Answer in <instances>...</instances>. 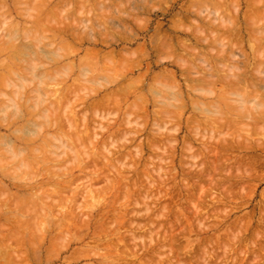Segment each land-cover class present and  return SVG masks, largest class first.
<instances>
[{"label": "rangeland", "instance_id": "1", "mask_svg": "<svg viewBox=\"0 0 264 264\" xmlns=\"http://www.w3.org/2000/svg\"><path fill=\"white\" fill-rule=\"evenodd\" d=\"M2 1H1L0 6L3 5L4 3L7 6V7L5 6L6 8H3L4 7L3 6L2 7L3 10H7V8H9L8 10L12 11V13L9 11L10 15L5 14V16H6V18H5L4 16L1 17V15L4 14L3 12H1L2 14H0V17L3 20L5 18L4 21L7 22L6 24H8V23L9 24L7 26H4V25H6V24H4L2 26L3 29H1V25L4 23V21H1L2 19H0V23H1L0 34H4V33H1L3 31H5L4 29H6V31L12 30V25L15 24L16 22L19 23L20 27H22L25 23H26L25 25H29V26H26L29 28L33 25L36 26L37 23L35 20H37V18H38V22H39L40 18L46 17V16L48 17L47 20H46V18H44V19L42 18L43 21L40 19L42 21V23H41V21L39 22L42 25H43V22L46 23V26L43 25V27L44 26L46 27L45 28L46 31L49 30V27L52 25V23H53V27L51 26V28H55L56 25L58 28L60 26L62 28H65L66 26L64 27L62 25L64 23L69 24V22L72 21L71 22L72 27L71 26H69V27H71L72 30H74V32H70V33L78 34V32L80 31L79 34H81V33L86 34L88 32L95 40L101 41L102 45H99L98 48L101 46L102 51L101 50L100 51L104 52V54H106V52H108V54H112L114 52V54H115V52H116V54H115V56H116L118 54L117 52H119L118 50L122 49V47L124 48L127 46V48H129L128 52L131 54L130 55L127 54L126 56L129 55L131 61L134 57L135 58L138 57L136 60L140 59V61H139L140 63L138 61H135V60L131 62L129 57L125 56L127 59H129L127 61V63L129 61H130V63H128V64H135L138 62L139 65L142 64L141 65L142 67H144L145 59H147V58H145V57H147L146 55L148 53V48H147L148 43L147 42H148L150 35L153 33V28L155 27V25H158V24L162 25L163 24L162 26H164V28H166L167 26L171 27V25H172V27L176 28V30L179 33L181 32L180 38L182 41L185 39V41H187V42L184 41L186 44L191 41L190 45L187 44V46H188L187 49H189V46L191 48H193L194 45H195V47L198 45V42L195 44V42H194L195 40L192 39L191 36H192V33L194 32L193 35L196 37H194V36H192V37L198 39L197 36L199 37V35L197 34L196 31L202 25V23H203V25L206 23L208 24L207 20L211 21L212 19H215L217 22V23H214L215 27L213 26V28L215 29L216 27H219L217 24H219L218 22L221 21L220 17L222 19L223 18L228 19V17L231 14V16H230L231 18L229 17L230 20L228 19L229 21L227 23L232 21L233 25H236L237 28L236 27L233 28V26H232V28H229V27L228 28L230 30L232 29V31L235 30L233 32L237 33L238 37L240 38L239 39L237 37V35H235V33H232V32H230V30H227L228 32H230V34L232 33L231 37L236 36V38H237V39H235V37H234V42L231 43L232 42V40H231L229 45L236 43V41L239 39L236 44H238L240 47H238V45L236 46V44H234L235 46H233V47H236L235 48V52H236L235 55H237L238 57L237 56H235V57L238 60V62L235 59H233L232 61H235V63L237 62L239 64L240 63L244 64L241 67L242 70H244V68L246 70L247 67H249V69H247V71L245 73L247 75V77H246V75L243 76L242 73H244V72L242 70H241L242 73L240 71H234V70L239 69V67L234 66L235 64H232V63L230 64L229 62L231 60L227 59L229 62H225V65H227V66H228V64H230L231 66L233 65V67H234L233 69H230L229 67L226 68V66L223 65L224 61L226 59L225 60H221V59L218 60L222 56L219 58L214 56V54H213L214 51H216L217 49L219 50L220 46L226 45V44H223V43H225L223 40H225L224 36L228 35V32H226V30L225 31L223 30L224 34L222 33L220 35V32H219L220 29L218 31V28L216 29L219 32L218 36L223 35V37H224V39L222 37L223 40L220 38L221 42L223 41L222 44L218 45L217 49L215 48V50H214L213 48L209 47L210 44H209V46H206V43H208L209 41L204 43V45L206 47L212 49V50L209 49L212 57L209 56V54H208L209 52L207 51L206 47L203 45L202 41H199L202 43V47H201V44L197 46L199 48V51L197 52L198 56L202 57L201 55L203 54V56L205 55V57H206V55H207L209 57L207 59L205 57H204V59L202 58V61H205V63L203 64V66L200 64L201 65L200 68L203 67V69H201V71L199 69L198 70L200 72H202V70H204V68L206 67L204 72L207 73V72H209L208 69H210L213 75L217 74L221 71V73H219L220 75L217 74L218 76H220V79L222 78L221 76H225L228 73L230 75L231 73L227 72V71L231 70L232 74L229 76L230 79L228 78V75H227V77L225 76L227 79L231 80V78H232L231 76L236 75V74L239 77L243 76V77L248 79L249 76H253L255 74L257 76L258 73H260V71L259 72L255 71L253 73V71H254L253 69L257 68L254 65V63L255 64L259 63V61H261V60H263V62H260V63L261 64L264 63V41H261L262 39H264V37H262V39H261L260 35H258V36H257V34L255 35V33H254L255 31L253 33H251L252 30H256V33L260 29L264 30V24H263L264 23V7H262V9H261V5L264 6L262 4L264 2L263 0L253 1L254 4L252 3V9H250V8L247 9L246 5L249 6L248 3L250 2V1L248 2L247 0H238V2H236L237 0H233V1L227 0L228 3L226 0L224 1L225 3L222 2L223 0H212L213 2H209L210 0L209 1L208 0H142V3L148 2V4L144 3L147 5L146 6L147 8L152 7V5L155 8H157V9L148 8L147 13H146V9L143 10L144 8H146L144 6V4H143L144 7H142L143 9H139V6L141 8V5H142L141 0H100V1H104V3L101 2V4H103V5L106 4V6H108V9L109 8L112 9V10L111 9H109V10L116 12V13L111 12L110 13L111 16L109 15L108 11H106V12H108V14L106 12H105V14L103 13V11H105L106 9L102 10L103 8H101L102 12L100 9H97V8H100L103 6V5H100V1H98V0H89V1L82 0V2H81V0L80 1L79 0H67V1L63 0V2H62V0H55L56 2L53 0L50 2V4L48 3L47 6L41 5V3L43 4L42 0H37V1L25 0V2H24L25 4L22 3V5L19 4V6L16 5L17 3L12 4L13 2L11 1L12 2L11 3L9 0H6V1L2 0ZM23 1H21V2H23ZM85 1H86V3H85ZM205 1H206L207 6L205 4ZM216 1H217V3H216ZM219 1H221L222 3L220 2V4H219ZM246 1L248 2L247 4H246ZM26 2H29V3L27 4ZM34 2H37V4H36L37 8H35L36 11L38 9V4H39L40 5L39 9L43 10L42 12H40L38 14H37V12H34L35 9H33V8L36 7L33 4ZM46 2H48V1L46 0L44 2L45 5H46ZM87 2L90 4L88 5ZM98 2H99V4H98ZM109 2H111V3H109ZM231 2H232V5H231ZM51 3L54 5H52ZM59 3H61V4L57 5ZM108 3L110 5L117 6L118 9L120 8L121 9V11L119 9L120 13L118 12V9L116 10L114 8L115 9L114 10L112 7L109 6ZM112 3H115V4L118 3L119 5L118 4L115 5ZM149 3L151 6L149 5ZM11 4L13 6H11ZM26 4L29 5L27 7L28 9L26 7H23ZM97 4L100 7L96 8ZM215 4H218L220 6L223 5V7H220L217 5L215 6ZM225 4H228V5L226 6ZM82 5H84V6H82ZM236 5L237 6L239 5V6L237 7ZM250 5H251V3H250ZM31 6H33V7L31 8ZM41 6H44L48 9L50 8V10H48L46 8L44 10V8H42ZM58 6L61 7V9H60L61 11L58 9V8H60ZM188 6H190V7H188ZM204 6H206V7H204ZM233 6H234V8H233ZM14 7L17 9V11L16 10L14 11ZM17 7H20V8H17ZM53 7H55L54 11H52ZM56 7H58V8L56 9ZM187 7H188V10L190 8H192V9H190V11H192V13L190 11H188L189 13L186 12ZM198 7L201 8L202 10L201 9L199 10ZM202 7H204V8H202ZM226 7H227V9H226ZM249 7H251V6H249ZM2 8H0V9L2 10ZM194 8H195V11H194ZM196 8H198V9H196ZM253 8H255V9H253ZM39 9H38V11H40ZM83 9H84V11H82ZM203 9H206V10L208 9V10L207 11L205 10L206 11L205 12ZM224 9L227 10V12H224L225 11ZM234 9H236V10L234 11ZM19 10H21V11H19ZM47 10L49 12H47ZM142 10L145 12L144 14H143ZM163 10L165 12H163ZM252 10L253 11L255 10V12H252ZM196 11H197V13L194 15V13ZM237 11H238V14H237ZM4 12L6 13V11H4ZM122 12H123V14H121ZM148 12H149V14H148ZM185 12L190 16H188V15L185 16L186 15ZM222 12H224V13H222ZM35 13L37 14V16H39V17L36 16L37 17L36 19L34 18ZM48 13H49V15H48ZM117 13H119V16L117 15ZM199 13H200V17L198 15ZM206 13H211V14H208L209 15L208 16ZM251 13L252 14L254 13V15H252ZM26 14H29V17ZM41 14H44V15L42 16ZM102 14H104V16H106V18H108V20L103 19V17L98 18V16H102ZM129 14H130V17H129ZM204 14L207 15L208 17L205 16ZM233 14H234V16H233ZM30 15L33 16L34 19ZM107 15H109V16H107ZM121 15L124 16L123 18H125L126 20L123 19ZM245 15H247V16L245 17ZM7 16H9V17H7ZM50 16H51V18H50ZM114 16H115V18H116V16H118L119 21H118V19L112 18ZM139 16L141 18H139ZM176 16H178V17L176 18ZM203 16L205 17L206 20L204 18H202ZM235 16H238V17H235ZM249 16L250 17L253 16L252 21L249 20V18H248ZM10 17L11 18L14 17V18L11 20ZM30 17H31V19H30ZM131 17H134V20L133 19H131V21L127 20L128 18L130 19ZM137 17L139 19H141V21H142L141 23H140L139 19H138V22L135 21V19H137ZM146 17H148V18H146ZM186 17H187V21H184V20H186ZM55 18H57V19H55ZM97 18H98V20H97ZM100 18H101V21H100ZM7 19H9V21ZM32 19L34 20L35 24H32V23H34ZM60 19H61V21H60ZM63 19L64 20L66 19V20L64 21ZM113 19H114V21H112ZM149 19H150V21H149ZM172 19H175V20H172ZM178 19H179V21H178ZM200 19H202V20H200ZM227 19H225V20L227 21ZM53 20L54 21L57 20L58 22L56 23ZM62 20L64 21V23ZM132 20H133V22H132ZM59 21H60V24H59ZM66 21H69V22H66ZM124 21L125 22L128 21L127 23H129L130 25L127 23L125 25L131 26V27L127 26L128 28H130L131 31H129L128 28H126L125 26L124 27L126 28V31H124V29H122V28H124L122 26V22H124ZM134 21H135V23H134ZM182 21L185 23H183ZM210 21H209V24H211ZM76 22L79 26H77L75 24ZM85 22H87V23H85ZM98 22L103 23L107 27L104 26L103 24H101V25L99 24V26H101L103 28V30L100 29L101 27L97 26ZM112 22L114 23L115 27L112 24ZM120 22H121V24H119ZM136 22L138 24H140L141 26L145 23H147V24L149 23L148 27H150V28H148L146 32L140 34L138 27H136V24H137ZM234 22H236V24ZM72 23H74L75 25L74 24L72 25ZM200 23H201V25H200ZM222 23H223V20H222ZM224 23H226V22H224ZM80 24L82 26H84L85 28L84 27L81 28ZM147 24L145 25L146 27H147ZM237 24H239V25H237ZM250 24H252V27L254 26L256 28L253 29ZM48 25H50V26H48ZM58 25H60V26H58ZM86 25L88 27H86ZM140 25H137V26H140ZM149 25H151V26H149ZM177 25H180V26L177 27ZM198 25H200V26H198ZM228 25H230V24H228ZM244 25L246 26L247 31L248 30L250 31V32L248 31L249 35L247 34V31L245 30L246 28L244 27ZM35 26H33L34 29L32 27H31V29L38 31L39 33L41 32L43 34V32L41 31L42 28L38 27L39 24H38V26H36V27ZM117 26H118V28H117ZM57 27H56V29H57ZM69 27L67 28L68 32L71 30V28L69 29ZM76 27H77V30H76ZM142 27H144V26H142ZM248 27L250 29H248ZM79 29H81V30H79ZM82 29H83V31H82ZM224 29H227V26ZM89 30L92 32H89ZM236 30H237V32H236ZM239 30H240V32H238ZM75 31H76V33H75ZM123 31H124V33H123ZM184 31L186 34L184 33ZM190 31H191V33H190ZM94 32H95V34H93ZM127 33H129L130 35L132 33V36L134 35V36H138V37L137 38L135 37L136 39L135 38L133 39L132 36L127 37V35L130 36ZM258 33H260V32H258ZM124 34H126L125 36L128 39L132 38V39H130V40H132L131 41L132 44L130 42H127V44H125L126 40L125 41L122 40V38L123 39L125 38ZM188 34H190V35H188ZM106 35H107V37H106ZM122 35H123V37H122ZM253 35L255 36V38ZM109 36H111V37H109ZM200 36L202 37L203 34H200ZM262 36H264V35H262ZM99 37L103 40H101ZM206 37H209V38H207V40L208 39L211 40L210 35L209 36L206 35ZM256 37L260 38L261 40L259 41V39H257V41H256ZM0 38H2V36ZM108 38H111V39H108ZM157 38H159V40ZM188 38L189 39L191 38L189 42H188V40H189ZM63 39L66 41H69V44H68L69 46H66L67 45V43H66V45L63 44V47L66 50L68 49V51L70 50L71 52L70 51L67 52L63 47L62 48L68 54L71 53V54H69L70 56L72 54L73 55L71 56V59L68 58V59L61 60V62H62L61 65H65L67 62H71V60L76 58L75 62H74L76 67H74L71 74H70V72L69 73L66 72L67 74L65 73L64 75H62L63 77L62 76H61V78L58 77L59 78L58 79V85H59L58 87H59V89H61V91H62V89H64L63 91H65V88H67V87L69 88L70 85H71V88L74 87V89H72L73 92L66 94L65 100H64V97L62 96L63 91L61 92L58 89L59 92L61 93V94L58 93V95H61L60 97H63L62 98L63 102L61 103L63 108H61L60 111L55 113V114L58 113V115H55V117L57 116V120H54V121H56L55 124L60 129L65 128L64 131L61 129L60 133H62V132L66 133V131L68 130V126H67L68 123L67 122L70 123V121H68V119H69L70 115H73L74 119L72 118L71 120H73V122H74L73 125H75V124L76 125H75V127H72V129H74V128H76V129H74L72 131H74V132L77 131L76 133H78V130L80 131V129H81L82 132L80 131L79 132L80 134H78V136L83 141L85 139L87 140L88 136L91 138H88L87 141L86 140L84 141V144L86 142L88 143V144L87 143L85 144L87 146H85L84 149L82 148V147H84L83 145H80V146H82V147H80V146H78L79 144L77 142L74 143V146H73V149H75L74 150V156L71 155L73 153L69 154L70 152L67 151L66 154L65 153L62 154L64 156H62L60 154V156H61L60 161H59V159H57L58 161L55 159V161L53 163L49 162L47 164V167H44V166H46V164H45L43 166V168L44 169H46V168L50 169L49 172L47 171V169L44 171V169L42 170L41 168H37L38 172H41L44 177L46 176L45 180L43 179L44 181L48 180V176H49V179H52V180H50V181H52V183L49 182L48 184H46L43 187V189H40V193L37 190H36L37 192L35 191V193H34V190L33 191L26 190L27 192H22L21 190L17 191V189L11 188V187L18 186L19 184L23 185V183L20 181L22 180V178L25 179V177H27V175L25 176L23 174L22 175L20 174L22 176V178H20L21 180L19 178L16 179V177H18V173L22 172L21 170L27 171L28 169L25 170V169L20 168L21 170L19 169L17 171L16 175L13 173L10 174L11 172L10 173L8 172V173H6V176H8L7 178H5L3 176L1 177V175H0V177L2 178V179L1 178L0 179L3 181V182H1V180H0V186L2 187V185H3V187H2L3 189L0 188L1 190H3V192L0 190L1 191L0 192V199L5 198V199H3L5 201H0V202H2V203H0V206H1V204H2V207H3V205H6V207L4 206L2 208L4 211L0 210V212L3 211L2 213H0V217L2 216L1 217L2 219L0 218V223L2 222L0 224V227H1L0 231L2 230L0 232V235H2L3 239H5V238L10 239V237L14 236V234H12L13 230L15 231V228H16L14 225L17 226V224H18L19 226L17 227V230H16V231H18V233L15 231V235L18 234L20 236V238H21V236L23 238V239L21 238V241L19 242L20 246H19V244L15 245L14 243L15 242L17 243V241L14 242V241H12V238H11L10 241H12V244H13V245L10 244L11 248L15 249V250H10L11 253L13 251V256H11L9 254V251H8L10 249V246H9V249L8 248L4 249L5 247L2 249L1 247H3V245L0 246V248H1L0 251L3 250V252H4V250L5 251L7 250V254H8L7 255L6 252H4L8 256V257H4L5 255H3L1 253L2 251L0 252L1 253L0 254V256H1L0 257V264H10V263L16 264V261L18 262L20 259L25 257V254L26 255L28 254L27 255L28 257L27 258L25 257V260L27 263L23 259L22 260L23 263L21 262V264H25V263L26 264H65L67 262L70 264H95V262L93 260L82 259L83 257L81 255V253L85 252V254H86V252H88V251H89V253L95 252V254H97V252H98L100 255L98 256V254H97V255H95V257L97 256L98 259L101 258L103 261L107 262V264H113L112 260L113 261L115 260V264H152V263L156 264V262L158 264H167V262H168V264H176V263L177 264H193V263L197 264V262H198V264H206V263L207 264H215L216 262H217L216 264H236V263L237 264H257V262H258V264H264V151L262 149V146L264 147V125L261 126L262 123H261V125L257 124L259 119H260L259 121L261 122L262 118H259V117H262V116H260V114L258 112L255 114L253 113L258 108V106H257L255 108V110L253 109V107L256 106L255 105L256 103H254L255 101L249 102L250 105L253 103L252 107H250V108L243 107V106H241V104L237 106L236 103H238V102L232 101V100H235L234 98H237V95H239V94L241 95L242 92L239 93L237 90L240 89V91H241L240 87L242 85H240V87L236 86V88H238V89L237 90L235 89L237 91V94H235V92H234V94L236 96L235 97L233 92L229 91L230 90L229 88H226V87L224 88V86H223L224 84L219 83L215 87L217 89L216 90L213 89L215 91V93L213 94L214 96H213L210 94L213 91L210 93L209 92H207V93L206 92H190L188 89H186V88H188L187 86H189V83L191 80V78H190L191 75L189 76L190 80H187V79L183 80V78L177 77V79L179 78L181 80L176 79V85L180 84L179 85V86H181L180 90L182 89L181 91L183 92L184 96H186L187 93H190V95H187L186 97H184V100L182 99L186 103L188 100V103H187L188 106L185 104L186 105L185 108L183 110L180 109L181 111H178V109H177L178 108L177 106L180 105V102L175 103L174 107H172V106L168 107V106H165V104L162 103L163 102L162 99H159V98L154 99L155 102L154 101L153 102L155 103V105H153V104L149 105L145 109V111H143V110L141 111V110L134 108V106L129 107L127 105H125L121 108L120 107L118 108V106L116 107V106H112V105H111L112 106L111 107L109 105V107H106V110H105V108H103V107L99 106V108H98V105L96 106L95 104H92L93 99L96 96H97L96 98H98L99 94H104L105 92L108 91V89L109 90L112 89L113 86L111 87V85H113V84L111 83V85L110 84L107 85L108 84L107 82L105 84V82L98 81V82L104 84L107 87V89H106V91L104 90L105 92L103 91L97 95L96 94L94 95L93 91H94V89L99 87L98 86L99 83L98 84L96 83L97 85L96 84L94 85L93 81H91L93 83L92 84L91 82L90 83L87 82L86 79H88V78L94 79L95 76L100 73V71H98V70H95V71L91 70V69H93L92 67H94L97 63L95 60H93V58H91L92 56L90 58L96 64L93 61H91L89 63L93 66H91L88 63V61H84V63H83L80 60V58H83L82 56L85 55L84 51H86L87 49L92 47V44H91L92 42L88 41L89 43H85L81 48H79L78 45H72L73 43L71 44L70 40L68 38L63 37ZM104 39H105V41H104ZM106 39H107V41H106ZM119 39H121V41ZM160 39H161V35H157L155 37L157 45H161L158 43H160V42L162 43L164 41L163 39H161V40ZM199 39H200V37H199ZM231 39H233V37ZM110 40H111V43L109 42ZM226 40H229V38ZM249 41H250V43H249ZM58 42H56V43L59 45H62ZM105 42L106 43L109 42L110 44L109 43L106 44ZM63 43H65V41H63ZM114 45H115V47H114ZM143 45H145V46H143ZM139 46L141 48H143L141 50L146 51L147 53L143 52V54L140 55V53H142V51H140ZM252 46H254L253 48H255V49L252 50V48H251ZM256 46H257V48H256ZM137 47L139 49H135ZM197 47H196V49L198 50ZM225 47L223 48V46H222L223 49L221 48L222 50L220 49L219 51H221V52L223 50L225 51ZM227 47L230 48V47H232V45L227 46ZM77 48H78V50L81 49V51H77L76 50ZM113 48H115V49H113ZM194 48H193V50H190V52H189L192 55H193L194 51H197V50H194ZM240 48H242L244 50H242ZM110 49L112 51L113 50L114 51L110 53L109 52ZM157 49H159V47ZM161 49L162 48L160 47V49L158 50L159 52L161 51L160 52L161 54H159L161 57H158L159 55L156 54L157 56L156 57L154 56V59H153V60H156L158 58V60H156L158 62H159V60H162V62H159V66L157 67L158 69H156V68L154 69V73L157 74L156 81H163L164 78H166L165 75H167L168 76L167 78H169L170 76L168 74H169L170 70H171V73L173 74V72L176 71L177 64H179V62H180V66L182 67V66H184L183 63L186 62V64H188L192 58V57L190 58L189 56H187V52H184L183 50H180V51L178 50L179 53H177V54L173 52L175 55H173V53H171L168 50L169 53L172 54V56H171V54L169 55L167 50H161ZM132 50H134L136 52H133ZM236 50H238L240 54L237 53L238 51H236ZM162 51H163V53H162ZM212 51H213V53H211ZM243 51L245 52L246 55L244 54ZM256 51H258V52H256ZM126 52H127V50H126ZM156 52H157V50H156ZM159 52H157V53H159ZM201 52H203V53H201ZM204 52H206V54H204ZM216 52H218V51H216ZM62 53L65 54L64 52H62ZM121 53H122V55H124L123 52H121ZM121 53L119 52L120 56H121ZM133 53L134 54L138 53L139 56H138V54L137 55L135 54L136 56L132 55ZM254 53H256V54H254ZM259 53H261L262 57ZM178 54H179V56L181 55V57L182 56L183 57H182V59L180 58V60H177L178 62L176 61L175 63H177V64H175L172 59H174V57H177L176 59H179V56H176ZM191 54H188V55L191 56ZM218 54H219V52H218ZM257 54H258V56H257ZM119 55H118V57H119V59H121L122 56L120 57ZM194 55H195V53H194ZM22 56L23 55L18 57L20 62L18 61L17 58H14V60H13V57H12V59H10L11 62H9L8 61L9 59H7V58H6V61L11 63L13 70L19 71V69H22V68L24 69V66L26 65L25 64L26 62H24V61L27 60V55L23 56V57H26V60L25 59L21 60L20 57H22ZM109 56H113V54L109 55ZM169 56H171V57H169ZM217 56H219V55H217ZM248 56H249V58H248ZM259 56H260V58H259ZM46 57L44 59H45V62L48 64L50 61H48V58H46ZM116 57H115L116 63L115 62H114V64L112 63L113 66H115V65L117 66V64L119 63V59H118V57L117 58ZM125 57H124V59H125ZM188 57H189V61H188ZM210 57L212 59H209ZM84 58L87 60V58L89 59V56H87V57L84 56ZM159 58H162V59H159ZM4 59H5V56L1 55L0 56V65H4V64L6 65V62ZM46 59H47V61H46ZM78 59H79V61H78ZM91 59H89V61ZM216 59H217V62H216ZM166 60H167V62H166ZM170 60H172L173 62ZM182 60H184L185 62L184 61L181 62ZM211 60H212V62H211ZM241 60L242 61L247 60V61H245V63H243L244 61L242 62ZM1 61H3V62H1ZM112 61H114V60H112ZM112 61L109 62V60H108L107 62L109 64H111ZM222 61H223V63H222ZM14 62H16V64H14ZM121 62L119 64H125V62H123V63H121ZM170 62L174 63L175 67L165 68V66L160 65V63L166 64V63H170ZM208 62H211V66ZM196 63H198V62L196 61ZM207 63H208V65H206ZM251 63L254 66L253 69L250 68V66H248L249 64L251 65ZM21 64H25V65L21 66ZM105 64H106V62H105ZM5 65L2 68L6 67ZM160 66H162V67L160 68ZM15 67H17V68H15ZM83 67H84V69L89 67L88 71L89 70H90L89 72L92 71L91 74L92 73L93 74L91 75L90 73L88 74V72H87L86 77H88V78H86V77L83 78V76L81 77L80 75H81V73H83L81 71V69L83 70ZM101 67H102V65H101ZM103 67H105V66L103 65ZM135 67L136 66H134L133 68H135ZM142 67L137 66L136 69L132 68L131 70H134L133 74L134 73L135 74L134 75L132 74L131 78H133V79L140 78L139 76H141V74H143V72H144V69ZM211 67L213 68V70ZM215 67H216V70H215ZM223 67L226 69H224ZM235 67H236V69H235ZM0 68H1V66H0ZM2 68L0 69V73L1 74L4 73V76L7 75L6 78H8V75H9L8 72L9 71H3ZM79 68H80V72H79ZM258 68H260V67H258ZM160 69H162V70H160ZM163 69H167L168 72L165 71L166 73L164 74ZM250 69L253 70L252 71L253 74H251V72L248 73L249 71H251ZM255 70H259V69H255ZM161 71L163 72L164 76H162ZM225 71H226V73H225ZM204 72H202V73L205 76ZM211 72H209V73H211ZM213 72H215V73H213ZM239 72L241 73V75ZM202 73L199 75L202 76ZM121 74L122 73L117 74V76H119V79L121 78V81L118 79H117V81L122 82L123 78L120 77ZM172 74H171V76H172ZM262 74H264V73H262ZM192 75H194V74H192ZM217 75H215V76H217ZM2 76H3V74H2ZM4 76L3 77L0 76V83H1L0 87L1 86L5 87L4 83L6 81V78H4ZM11 76H12V74H11ZM11 76H9V81H15L17 83V81L15 80V79H17L16 76L14 74H13L14 78ZM195 76L198 77L197 74ZM162 77H163V79H162ZM253 77H255V76H253ZM226 78L224 80H227ZM258 78H252V79L255 80ZM142 79H143V77H142ZM88 80L90 81V79H88ZM80 81H81V83H80ZM146 81H148V80H146V79H144V81L142 80L143 83H146ZM59 82H61V83L63 82V83L59 84ZM262 82H264V81L260 80V82H258V80H257L256 83L258 84V83H262ZM262 84H258V85L262 86L261 90H260V88L258 89L260 91L261 98L258 95L257 97H259V99L256 98L255 100L260 101L261 99L264 98V97L262 98V96H264V94H263V91H264L263 86L264 85H262ZM156 85H158V84H156ZM103 86H100V88H102ZM115 86H116V84L114 85V87ZM3 87H1L2 89L0 88L1 92H5V93H9V94L11 93L10 88H8V90H5V88H3ZM55 87H56V85H55ZM58 87H56V88H58ZM94 87H96V88H94ZM109 87H111V88H109ZM220 87L223 88V91L225 89L226 90L229 89L228 90L229 93L227 92V94L224 95V97L222 96V98H226L224 100L222 98H218V96H221L220 94H222V92H223ZM91 89H93V90L91 91ZM27 90H28V88H27ZM52 90H53V88L51 89V91ZM183 90L187 93H184ZM226 90L224 91V93L226 92ZM249 90L251 91L250 88H247L246 91L248 92ZM110 91H112V90H110ZM110 91H108L107 93H109ZM261 91H262L263 95L261 94ZM140 93H139V95H140ZM142 93H144V92H142ZM142 93H141V95H142ZM230 93H231V97L233 95V97H232L233 99L231 97H229ZM87 94L90 95L91 97L88 96L86 98ZM193 95H195L194 97L199 98L201 96L202 98H200V99L195 98V100H194ZM93 96H95V97H93ZM143 96H146L148 101L150 100L147 97L146 93ZM216 96H217V98H216ZM185 98H187V100ZM60 99H59V101H60ZM82 99H84V100L88 99L87 101H89L88 103L92 107H90L89 104H88L89 107H87V106L84 107L82 105V101H81ZM133 99L134 98H132V99L130 98L128 101V104L131 103V101H133ZM214 99H215V101H214ZM218 99H220V100H218ZM53 100H55V99H53ZM205 100H207V101H205ZM219 101H222V102L225 101L224 105L221 102L218 103ZM263 101H264V99H263ZM204 102H206V104ZM64 103L69 108L64 109V107H65ZM193 103H196V104H193ZM207 103H208V105H207ZM71 104L73 105L74 111L71 110V108H72ZM77 106L78 107L81 106V108H78ZM82 106L84 108H82ZM93 106H96V107L93 108ZM224 106H226V107L224 108ZM127 107H129V108H127ZM263 107L264 106H262V108ZM123 108H125V109H123ZM142 108H143V105H142ZM232 108L234 109V111H231ZM237 108L240 110H238ZM241 108H243V109H241ZM246 108H248V109H246ZM85 109H87V110H85ZM235 109H237V110L235 111ZM252 109L254 110L253 112H251ZM259 109L260 108H258L257 110L259 111ZM62 110L66 111L65 113H68V114H66L68 118L65 117V114H62L63 113ZM227 110L231 111V113L232 112H234V113L231 114ZM92 111L94 113H92ZM137 111H138V113H137ZM72 112H73V114H71ZM209 112H211V114H208ZM246 112L247 113L251 112V114H253V115L258 114V117L254 116L255 117L254 118V117H252L251 114L247 115ZM128 113L130 115H127ZM81 114H83V115H81ZM235 114L238 115V118H237V115H235ZM241 114H244V115H241ZM124 115L127 117H125ZM239 115L243 116V117L245 115L246 116L244 118L240 117L241 118L240 119ZM65 118L67 119V122L63 123L65 121L63 119H65ZM83 118H84V120H83ZM251 118L256 119V121L251 119ZM125 120H127V121H125ZM223 120L224 121L226 120V121L224 122ZM262 121L264 123V119H262ZM59 125H61V126H59ZM257 126H259V127H257ZM24 131H25L24 133H20V135H21L20 137H23V138L26 137L25 138L26 140H27V138L31 139V138L37 136L36 134H37V132H39L38 129L32 130V128H30L31 132L36 131L30 135L29 130L28 131L24 130ZM3 132H5V131H3ZM51 132H53V131L51 130ZM93 132L96 135L92 134ZM34 134H35V136H32ZM39 134H42V133L40 132ZM81 148L83 149V151H81L82 150ZM85 149H86V151H85L86 155L89 153V155L91 154L90 156L88 155L87 157H85V155L83 154ZM76 150H77V153L75 152ZM61 151H63V150L60 149V151H58V152L61 153ZM78 152H80V153H78ZM38 155H39V153H38ZM69 155H70V157H69ZM31 156H32V154H31ZM34 156H35V154H34ZM36 156H37V154H36ZM40 156L42 157L41 154H40ZM76 156L80 159V160L79 159L77 160L78 162L74 161V159H73V158H76ZM41 157L38 156L36 158H33V159L31 158V159L32 160L37 159L40 161ZM88 157H90V158H88ZM69 158H71V159H69ZM31 159L29 160L30 166L34 168V166H36L34 163H37L38 161L35 160L34 163H32L33 161ZM2 163H4V162H2ZM6 163H11V162L8 161ZM6 163H4L5 167H3L5 169V172H7L6 169H9L11 167V165L13 164V163H11V165H8ZM58 163H60V164H58ZM13 165L16 166L15 164H13ZM63 165H64V167H62ZM0 166H1V164H0ZM8 166H10V167L8 168ZM14 166H12V167L16 169L17 166L16 167H14ZM37 166H38V164H37ZM72 166L73 167L75 166V168L74 169L71 168ZM36 167L34 168V170L36 169ZM51 167H52V169H51ZM85 167H86L85 170L84 169L81 170V168H85ZM3 168L2 169L0 168L1 169L0 171H2V170L4 171ZM55 168H58V169H55ZM62 168H65V169H62ZM69 168L73 169V170H70ZM10 169H12V168H10ZM12 170H10V171H12ZM52 170H53L54 174H53ZM65 170L67 173L66 172L64 173ZM24 171H23V173H24ZM29 171H27L28 175L30 172L32 173L33 170H31L30 172ZM43 171H44L45 175H44ZM46 171L48 172V175L46 174ZM59 171H61V172H59ZM51 172H52V174H50ZM58 173L61 175H64L67 178H64V176H63V178L57 179L58 177L56 178V176H58ZM33 174L36 175L37 171H36V173L35 172L32 173L31 177H35V176H32ZM49 174L53 175V176H50ZM12 175H13V177H15V179L11 177ZM29 176L25 180H28ZM32 179H34V178H32ZM14 181H16V183H18V185L15 184L16 186H13L15 183ZM60 181H64V182L67 181L66 182V188L63 189L65 192L61 191V194H60V191L58 192V190H56V188H55L58 186L57 182H60ZM12 182H14V183H12ZM27 182H29V181H27ZM30 182H31V179H30ZM5 184L6 185L8 184V185L5 186ZM30 184H32V183H30ZM50 184H51V187H49ZM72 184H73V186H72ZM52 186H55V187H53V189H52ZM8 187H9V189H8ZM13 189H15V190H13ZM54 189H55V191H54ZM13 192L18 194L17 196L21 197V199L24 198L26 202L29 201V198L32 201H34V199H35V201H37V200L39 201V202L38 201L37 202L29 201V203L31 202L30 206L32 204L34 206V207H30L31 208L30 212L32 214L36 213L38 215V217H37L38 219L36 218V216H37L36 214H35L36 216L33 217V215H34L33 214L31 217V215H29L30 212L26 213L28 215L27 216V215H24V213H22L23 209H22V211H20L21 206L18 205L19 203H16L18 201L16 198H18V197L15 198L16 195H14ZM55 192H56V194H55ZM21 193H24V194L21 195ZM33 193H34V195H36L37 193H39V194L37 196L33 197ZM6 194H8V195L6 196ZM12 194L14 195V197H11ZM38 196H40L41 199H40V197H39V199L35 198ZM6 197L7 198L9 197V199H11V202L8 201L9 199L6 200ZM60 197H62V198H60ZM92 197H93V199H92ZM13 199H14V201H13ZM40 200H42L43 202ZM3 202H5V204ZM10 203H14V204L16 203L17 205L15 204L14 208L13 207L10 208L11 207ZM24 203H23L22 208L27 207L26 209H29V207H28L29 203L27 204V206H26V204L24 205ZM8 205L10 207H8ZM12 206H13V204H12ZM53 208H54V210H53ZM5 209L6 210L8 209L7 212H5L6 211ZM11 209H15V210L12 211ZM32 210H34V211L36 210V212H34V211L32 212ZM26 211H28V210H25V212ZM146 211H147V213H146ZM41 212H43V213H41ZM61 212H62V214H61ZM50 213H52V214H50ZM42 214H44V215H42ZM76 215H77V217H76ZM5 217H7L8 220ZM16 217L19 218L22 223L18 219H16ZM55 217L57 218L56 220H54ZM99 218H101V219H99ZM12 219H14V220H12ZM26 220H28L29 223H27ZM113 220H115L114 221L115 223L113 222ZM11 221L13 222V224L15 222V224L13 225ZM24 221H26V222H24ZM54 221H55V224H57V225L52 224V222L54 223ZM63 221H65V222L63 223ZM86 221H89V222H86ZM107 221H110V222H107ZM111 221L113 222V224H112L113 226L109 231H107V228L109 229V227L111 226L110 225L112 223ZM33 222H36V225ZM69 222H71L70 225H69ZM23 223H25V225ZM67 223H68V225H67ZM105 223L107 224L108 227L105 225ZM120 223H121V225H120ZM58 224L62 225V226L60 227ZM8 225H10V226H8ZM23 225L25 227H22ZM37 225H40V226H37ZM50 225H51V227H49ZM65 225H67V226H65ZM3 226L5 227L4 231H3ZM11 226H12V228H9ZM34 226H36V227H34ZM39 227H40V229H39ZM7 228L9 231L7 230ZM24 228H25V231H24ZM68 228H69V230L66 231V229H68ZM60 229L62 230V232ZM64 229L67 232V234L65 233V235L67 236L69 233V235H68L69 237H66L64 235ZM31 230H34L33 233ZM10 231H11V235H13V236L9 237V236H7V234H8V232L10 233ZM27 231H28V233H27ZM50 231H51V233H50ZM6 232H7V234L5 235ZM23 232L24 233L26 232V233L23 234ZM86 233H87V235H86ZM97 233H100L103 237ZM130 233L132 235H135V238ZM28 234L31 237L28 236ZM57 234H58V236H57ZM3 235H5V236H3ZM18 235H16L15 238L20 240V238H18L19 237ZM128 235L131 236V238H132L131 240H130V237ZM63 237H65V238H63ZM61 238H63V239H61ZM66 238L67 239L71 238L72 240L69 239V241H68ZM83 238H84V240H83ZM100 238H104V239H100ZM107 238H111V240H108ZM127 238H128V240H127ZM133 238H134V240H133ZM170 238H171V241H170ZM9 239H7L6 241L8 242ZM152 239H154V240H152ZM0 240H2V239H0ZM38 240H40V241H38ZM44 240H45V242H44ZM4 241H3V243H4ZM22 241H24V243H23L24 245L21 243ZM32 241H34V242H32ZM95 241L96 242L98 241V245L92 246V244L94 245ZM99 241H103V242L101 243ZM7 242L4 243V246L6 244V247H8ZM51 242H52V244H51ZM66 243H67V245H66ZM106 243L108 244V246L111 243V246L108 247L107 245H105ZM134 243H136V244H134ZM147 243H149V244L147 245ZM49 244H51V245H49ZM57 244H59V245H57ZM84 244H86V245H84ZM112 244H114L115 246L118 245V246H116L117 248H114V245L112 246ZM27 245H30V246L32 245V247H28ZM152 245H153V247H152ZM171 245H173L175 250ZM18 246L21 248V250ZM100 246L101 247L103 246V247L101 248ZM147 246L149 247V249ZM163 246H164V248H163ZM171 247L173 248V250ZM177 247H179V248H177ZM34 248H35V250H34ZM64 248H65V250H64ZM122 248H123V250H122ZM125 248H130V249L125 250ZM131 249H132V251L134 250L133 253H132ZM205 249H206V251H205ZM211 249H212V251H210ZM30 250H31V252H30ZM124 250L127 253H125ZM158 250H160V251H158ZM223 250H225V251H223ZM15 251L18 254L17 255L18 258L16 257V254L14 253ZM172 251L173 252L176 251L177 253L179 252L178 254H179L180 258L177 256V254L175 255L176 252H174V254H173ZM23 252L25 254L22 255ZM128 252L130 255L128 254ZM242 252H244V253L242 254ZM89 253H88V255H89ZM104 253H106V254L110 253V254H114V255L109 254L107 257L106 256L104 257V255H103ZM124 253L128 254V256L125 255ZM150 253L151 254L153 253V254L150 255ZM204 253H205V255H204ZM229 253H230V255H229ZM19 254H21V256ZM72 254H74V255H72ZM77 254H79V255H77ZM93 254L94 253H91L90 255H93ZM211 254H213V255H211ZM101 255H103V256L101 257ZM139 255H140V257H139ZM192 255L194 256V258ZM214 255L216 256V258H214L215 257ZM14 256L17 258V260L15 259ZM226 256H227V258H226ZM3 257L6 259L3 260L4 259ZM80 257H82V258H80ZM173 257H175V258H173ZM205 257H206V259H204ZM222 257L225 258V260ZM28 258H29V260H28ZM177 258H178L179 262L174 263ZM188 258H190L193 262L192 261L189 262L190 259H188ZM11 259H13V260H11ZM14 259L16 261H14ZM32 259H34V260H32ZM163 259H165V260H163ZM198 259H200V260H198ZM202 259L206 263H204V262L202 263ZM216 259H218V260L216 261ZM221 259H223L225 262ZM7 260H8V262H7ZM153 260H154V262H153ZM155 260H157V261L155 262ZM170 260H172V261H170ZM183 260L184 261L187 260V262L186 261L184 262ZM212 260H213V262H212ZM13 261H14V263H12ZM35 261H36V263H35Z\"/></svg>", "mask_w": 264, "mask_h": 264}, {"label": "bare ground", "instance_id": "2", "mask_svg": "<svg viewBox=\"0 0 264 264\" xmlns=\"http://www.w3.org/2000/svg\"><path fill=\"white\" fill-rule=\"evenodd\" d=\"M2 1V0H1ZM1 1H0V4H1ZM4 1H6V0H4ZM12 4H16V5H18L19 6V4H21L22 5V3H24L25 2V0L23 1V0H9ZM21 1H23V2H21ZM34 1V0H33ZM35 1H37V0H35ZM46 1V0H45ZM44 0H42V2H43V4L41 3V5H44V6H47L48 5V3L50 4V2L51 1H53V0H47L48 2H46V5H45V2ZM55 1V0H54ZM67 1V0H66ZM80 1V0H79ZM87 1H89V0H87ZM98 1H100V0H98ZM209 1V0H208ZM225 0H223L222 2H224ZM227 1V0H226ZM231 1H233V0H231ZM249 3H248V2ZM246 1V4L248 3L249 4V6H251V7H249L248 5H246L247 6V9L248 8H250V9H252V3L254 4V2L253 1H255V0H247ZM257 1V0H256ZM260 1V0H259ZM264 1V0H263ZM3 2V1H2ZM56 2V1H55ZM60 2V1H59ZM62 2H63V0H62ZM65 2V1H64ZM71 2V1H70ZM81 2H82V0H81ZM80 2V3H81ZM84 2V1H83ZM101 2H103L104 3V1H100V5H103V4H101ZM108 2V1H107ZM123 2V1H122ZM209 2H213L212 0H210ZM220 2L221 1H219V4H220ZM221 2V3H222ZM236 2H238V0L236 1ZM27 4L29 3V2H26ZM54 3V2H53ZM85 3H86V1H85ZM88 3V2H87ZM96 3V2H95ZM106 3V2H105ZM109 3H111V2H109ZM108 3V4H109ZM120 3V2H119ZM124 3V2H123ZM141 3H142V0H141ZM144 3H147L148 4V2H143L142 3V5H141V8H140V4L138 5L139 6V9H143L142 7H146L147 5L146 4H144ZM202 3V2H201ZM200 3V4H201ZM215 3V2H214ZM216 3H217V1H216ZM225 3V2H224ZM223 3V4H224ZM227 3H228V1H227ZM234 3V2H233ZM250 3H251V5H250ZM3 4V3H2ZM11 4V6H13ZM25 4V3H24ZM26 4V5H27ZM36 7H34L33 9H35V8H37V2H34L33 3ZM52 4V3H51ZM61 3H59V4H57V5H60ZM84 4V3H83ZM90 3H88V5H89ZM98 4H99V2H98ZM98 4H97V6H96V8L97 7H100V6H98ZM112 4H115V3H112ZM118 3H116L115 5H117ZM143 4H144V6H143ZM194 4V3H193ZM205 4H206V1H205ZM237 4V3H236ZM257 4V3H256ZM263 5H264V2L262 3ZM15 5V6H16ZM20 5V6H21ZM24 5L23 7H28L29 5ZM33 5V6H34ZM52 5H54V4H52ZM56 5V4H55ZM65 5V4H64ZM79 5V4H78ZM85 5V4H84ZM84 5H82V6H84ZM96 5V4H95ZM119 5V4H118ZM149 5H150V3H149ZM209 5V4H208ZM220 6V5H218V4H215V6ZM226 6L228 5V4H225ZM231 5H232V2H231ZM4 6V7H3ZM6 6V4L4 3L3 5H1L0 6V8H6L5 7ZM33 6H31V8L33 7ZM44 6H41L42 8H44V10H45V8L46 7H44ZM63 6V5H62ZM67 6V5H66ZM81 6V7H82ZM109 6L110 7H112L113 9L115 8L116 10L118 9V7L117 6H113V5H110L109 4ZM122 6V5H121ZM151 6V5H150ZM195 6V5H194ZM198 6V5H197ZM206 6H207V4H206ZM206 6H204V7H206ZM210 6V5H209ZM213 6V5H212ZM237 6V5H236ZM235 6V7H236ZM239 6V5H238ZM237 6V7H238ZM58 7H60V6H58ZM58 7H56V9L58 8ZM65 7V6H64ZM63 7V8H64ZM77 7V6H76ZM123 7V6H122ZM188 7H190V6H188ZM188 7H187V13H189L188 11H190V9H192V8H190L189 10H188ZM196 7V6H195ZM204 7H202V8H204ZM220 7H223V5L222 6H220ZM262 7H264V6H262L261 5V9H262ZM3 8H2V10H3ZM17 8H20V7H17ZM40 8V5L38 4V9ZM41 8V9H42ZM71 8V7H70ZM101 8H103L102 10H104V9H106L105 11H103V13L105 14V12L106 11H108L109 12V15L111 16V12L112 13H114L113 11H111L112 9L111 8H109V9H111V10H109L108 9V6H106V4L105 5H103L102 7H100V8H97V9H100L101 10ZM148 8H152V9H157V8H155L153 5H152V7H148ZM147 7L146 8H144L143 10H145L146 9V13H147V9H148ZM199 8V7H198ZM198 8H196V9H198ZM215 8V7H214ZM225 8V7H224ZM233 8H234V6H233ZM232 8V9H233ZM9 8H7V10H1L0 9V14H2L1 12H3L4 14H2L1 15V17L2 16H4L5 18H6V16H5V14L6 15H10V12L12 13V11H10V10H8ZM28 9V8H27ZM38 9H37V11H36V9H35V11L34 12H37V14L38 13H40V12H42L43 10H40V11H38ZM46 9H48V8H46ZM53 10L52 11H54L55 10V7H53L52 8ZM59 10L61 9V7L60 8H58ZM81 9V8H80ZM114 9V10H115ZM120 9V8H119ZM119 9H118V12L120 13V11H121V9H120V11H119ZM182 9V8H181ZM201 8H199V10H200ZM218 9V8H217ZM221 9V8H220ZM223 9V8H222ZM226 9H227V7H226ZM253 9H255V8H253ZM257 9V8H256ZM17 11V9L14 7V11ZM32 10V9H31ZM48 10H50V8L48 9ZM47 10V12H49ZM77 10V9H76ZM99 10V11H100ZM102 10H101V12H102ZM142 10V11H143ZM184 10V9H183ZM202 10V9H201ZM204 11L206 10V9H203ZM208 10V9H207ZM206 10V11H207ZM225 10V9H224ZM236 9H234V11H235ZM238 10V9H237ZM258 10V9H257ZM256 10V11H257ZM4 11H6V13L4 12ZM9 13H8V12ZM13 11V12H14ZM19 11H21V10H19ZM24 11V10H23ZM61 11V10H60ZM64 11V10H63ZM80 11V10H79ZM82 11H84V9L82 10ZM141 11V10H140ZM194 11H195V8H194ZM205 11V12H206ZM214 11V10H213ZM212 11V12H213ZM222 11V10H221ZM259 11V10H258ZM45 12V11H44ZM43 12V13H44ZM88 12V11H87ZM108 12H106L107 14H108ZM163 12H165L164 10H163ZM185 12V13H186ZM191 13H192V11H190ZM210 12V11H209ZM224 12H227V10H225ZM224 12H222V13H224ZM252 12H255V10L253 11L252 10ZM24 13V12H23ZM28 13V12H27ZM46 13V12H45ZM58 13V12H57ZM56 13V14H57ZM99 13V12H98ZM116 13V12H115ZM119 13H117V15L119 16ZM127 13V12H126ZM145 12L143 11V14H144ZM186 13V15L185 16H187L188 14ZM194 13V12H193ZM197 13V11L194 13V15ZM203 13V12H202ZM234 13V12H233ZM31 14V13H30ZM36 14V13H35ZM34 14V18L36 19L37 17H39V16H37V14L35 15ZM47 14V13H46ZM45 14V15H46ZM91 14V13H90ZM97 14V13H96ZM100 14V13H99ZM104 14H102V16H98V18L99 17H103V19H106V20H108V18H106V16H104ZM121 14H123V12L121 13ZM140 14V13H139ZM148 14H149V12H148ZM179 14V13H178ZM207 15L208 14H211V13H206ZM215 14V13H214ZM235 14V13H234ZM234 14H233V16H234ZM237 14H238V11H237ZM236 14V15H237ZM247 14V13H246ZM252 14V13H251ZM28 17H29V14H26ZM42 16L44 15V14H41ZM48 15H49V13H48ZM109 15H107V16H109ZM113 15V14H112ZM199 15V17H200V13L198 14ZM203 15V14H202ZM205 15V14H204ZM207 15H205V16H207ZM218 15V14H217ZM221 15V14H220ZM224 15V14H223ZM222 15V16H223ZM228 15V14H227ZM249 15V14H248ZM252 15H254V13L252 14ZM256 15V14H255ZM31 16V15H30ZM37 16V17H36ZM96 16V15H95ZM118 16H116V18H115V16L114 17H112V18H114V19H118L119 17ZM122 16V15H121ZM164 16V15H163ZM162 16V17H163ZM184 16V17H185ZM188 16H190V15H188ZM197 16V15H196ZM209 16V15H208ZM207 16V17H208ZM230 16H231V14H230ZM229 16V17H230ZM232 16V17H233ZM247 15H245V17H246ZM251 16V15H250ZM248 17L249 18V20L250 21H252V17ZM0 17V19H2ZM7 17H9V16H7ZM32 18H33V16H31ZM31 17H30V19H31ZM41 17V16H40ZM73 17V16H72ZM78 17V16H77ZM105 17V18H104ZM124 16H122V18H123ZM129 17H130V14H129ZM135 17V16H134ZM134 17H131L130 19L128 18L127 20H129V21H131V19H133L134 20ZM178 16H176V18H177ZM182 17V16H181ZM192 17V16H191ZM215 17V16H214ZM228 17V16H227ZM229 17H228V19H229ZM235 17H238V16H235ZM5 18H4V20H5ZM14 17H10V19L12 20ZM33 18V19H34ZM43 19L44 18H46V20L48 19V17L46 16V17H42ZM42 18H40L41 20H42ZM50 18H51V16H50ZM58 18V17H57ZM57 18H55V19H57ZM98 18H97V20H98ZM101 18H100V21H101ZM110 18V17H109ZM139 18H141L140 16H139ZM138 17H137V19H135V21H137L138 22V19H139ZM146 18H148V17H146ZM202 18H204L205 19V17L203 16ZM210 18V17H209ZM213 18V17H212ZM216 18V17H215ZM218 18V17H217ZM231 18V17H230ZM247 18V19H248ZM32 19V20H33ZM39 19V22L41 21ZM62 19V18H61ZM61 19H60V21H61ZM67 19V18H66ZM65 19V20H66ZM114 19L112 20V21H114ZM121 19V18H120ZM123 19H125V18H123ZM143 19V18H142ZM181 19V18H180ZM203 19V20H204ZM220 19H221V21L220 22H218L219 24H217L219 27H216L215 29L213 28V26H214V23H217L216 22V20L215 19H212L211 21L210 20H207V22H208V24L206 25V24H204L203 25V23H202V25H201V23H200V25L202 26H200V25H198V26H200L198 29H197V34L199 35V37H200V39H199V37L197 36V38L198 39H196V38H194V37H196V36H194L193 35V33H192V36H194V37H192L191 36V38L192 39H194L195 41V44L198 42V45H200L201 44V47H202V43H203V45H204V43H206V42H208V43H206V46H209V44H210V46L209 47H211V48H213L214 50H215V48L217 49V47H218V45H220V44H222V42L224 41L225 43H223V44H226V45H222L223 46V48L226 46H230V45H232V47L233 46H235L234 44H236L237 42H238V40L240 39L239 37H238V35H237V33H235V32H233V31H235V30H233L232 31V29L230 30L229 28H232V26H233V28L234 27H236L237 28V26L236 25H233V23H232V21L231 22H229V23H227L229 20L227 19V18H225V19H227V21L223 18H221L220 17ZM3 19L1 20V21H4ZM8 21H9V19H7ZM45 20V21H46ZM51 20V19H50ZM64 20V19H63ZM62 20V21H63ZM64 20V21H65ZM96 20V21H97ZM111 20V19H110ZM126 20V19H125ZM133 20H132V22H133ZM140 20V23L142 22L141 21V19H139ZM148 20V19H147ZM172 20H175V19H172ZM189 20V19H188ZM200 20H202V19H200ZM206 20V19H205ZM204 20V21H205ZM215 20V21H214ZM222 20H223V23H222ZM246 20V19H245ZM244 20V21H245ZM36 21V26H38V24H39V26L38 27H40V28H42L41 29V31L43 32V34L40 32H38V31H36V30H33L34 28H33V26H35V25H33V26H31L33 29H31V27L29 28V27H26V26H29V25H25L24 23V25L22 26V27H20V25H19V23H15V24H13L12 25V30H7L6 31V29H4L5 31H3V32H1V33H4V34H0V37L2 36V38H0V56L1 55H3V56H5V62H6V67H4V68H2L4 65H0L1 66V68L3 69V71H9L8 73H9V75H8V78H6L7 77V75L6 76H4V73H2L3 74V76H4V78H6V81H5V87H3V86H1V87H3V88H5V90H8V88H10L11 90V93L9 94V93H5V92H1L0 93V164H1V166H0V168L2 169L3 167H5L4 165V163H6V162H8V161H10L11 163H13V164H15L16 166H14L13 164L11 165V163H6V164H8V165H11V167L10 166H8V168L10 167V168H12V169H6L7 170V172H5V169H4V171L2 170V171H0V175H1V177L3 176V177H5V178H7L8 176H6V173H10V174H17V171L21 168V169H28L27 171H31V170H33L35 173H36V171H37V174L36 175H32V176H35V177H31V174L32 173H34L33 171H32V173L30 172H28L29 173V175L27 174V171H24V170H21L22 172H20V173H18V177H16V179H20V178H22V174L23 175H27V177L29 176V178H28V180H25L27 177H25V179L24 178H22V180L20 181V182H22L23 183V185H21V184H19L18 185V183H16V181H14V182H12V183H14V185L13 186H16V185H18V186H16V187H11V188H15V189H17V191H19V190H21L22 192H27L26 190H31V191H33L34 190V193H35V191L37 190V191H39V193H40V189H43V187L46 185V184H48L49 182L50 183H52V181H50V180H52V179H49V176H48V180L47 181H44L45 180V178H46V176L44 177L43 175H42V173L41 172H38V169L37 168H41L42 170L44 169L43 168V166L46 164V166H44V167H47V164L49 163V162H54L55 161V159L57 160V159H59V161H60V154L62 155V154H66V152L67 151H69L70 153L69 154H71V153H73V154H71V155H73L74 156V150L75 149H73V146H74V143H78L79 145L78 146H80V145H83L84 147H82V146H80V147H82L83 149L85 148V146H87V145H85L84 144V141L86 140H82L79 136H78V134H80L79 132L81 131V129H80V131L78 130V133H76L77 131H72V130H74V129H76V128H74V129H72V127H75V125H73V120H71L72 118L74 119V116L73 115H70V117H69V119H68V121H70V123L69 122H67V119L66 118H68L67 117V115L66 114H68V113H65L66 111H63L65 108L67 109V108H69L65 103V107H64V109L62 110V114H65V119H63V120H65L63 123H65V122H67L68 123V132L66 131V133H60V130L62 129H60L59 127H57V125L55 124L56 123V121H54V120H57V116L55 117V115H58V113L57 114H55L56 112H58V111H60L61 110V108H63L62 107V105H61V103L63 102V97H64V100L66 99L65 97H66V94H68V93H71V92H73L72 91V89H74V87L73 88H71V85H70V87L68 88H65V91H63L64 89H62V91H63V93H62V96L63 97H60L61 95H58V93H60L59 92V90L61 91V89H59V85H58V77H60L61 78V76L62 75H64L66 72L67 73H69L70 72V74H71V72L73 71V69H74V67H76L75 66V64H74V62H75V59H73V60H71V62H67L65 65H61L62 64V62H61V60H64V59H68V58H70L71 59V56L73 55H69V54H71V53H67V52H69L68 51V49L66 50L64 47H63V44L64 45H66V43H67V45L66 46H69L68 44H69V41H66V40H64L63 39V37L65 38H68L69 40H70V43L72 44V45H78L79 46V48H81L85 43H89L90 41L92 42L91 44H92V47L91 48H89V49H87L86 51H84V54L85 55H83L82 57L84 58V56H89V59H91V58H93V60H95L96 61V63L91 59L90 61H89V59L87 58V60L85 59H83V58H80V60L84 63V61H88V63L89 62H91V61H93L95 64V66L94 67H92L93 69H91L92 71L94 70H98V71H100V73L99 74H97L96 76H95V78L93 79H91V78H88V77H86V75H87V72H88V74L90 73L91 74V72H89L88 71V68H86V69H84V67H83V70L81 69V71L83 72V73H81V77L83 76V78H88V79H90V81L88 80V79H86V81L87 82H91V81H93L94 82V85L97 83H99L98 84V86L99 87H94V88H96V89H94V91H93V94L95 95H97V94H99V93H101V92H103L104 90L106 91V89H107V87L104 85V84H102V83H100V82H105V84H106V82L108 83L107 85H111V83L113 84V85H111V87L113 86V88L112 89H110V90H112V91H110L109 89H108V91H110L109 93H107V92H105L104 94H99L98 95V98H96L95 96H93V97H95L94 99H93V103L92 104H95L96 106L98 105V108H99V106L100 107H103V108H105V110H106V107H109V105L111 106H118V108L120 107H123V106H125V105H127V106H129V107H133L134 106V108H136V109H138V110H143V111H145V109L149 106V105H151V104H153V105H155V101H154V99H156V98H159V99H162V103H164L165 104V106H168V107H170V106H172V107H174V105H175V103H178V102H180V105L179 106H177L178 108V111H181L180 109H184L185 108V106L187 105V103H188V100H187V98H185L186 100H187V103L185 102V101H183L184 100V97H186L187 95H190V93H187V92H185L184 90V93H187V95L186 96H184V94H183V92L180 90V87L181 86H179L180 84H178V85H176V79H177V77H181V78H183V80L185 79H187V80H190V78H191V80H190V83H189V86H187L188 88H186V89H188L190 92H212V93H210L211 95H213L214 93H215V91L214 90H216L217 88H215L219 83H223L224 85V88L226 87V88H229V89H225L226 90V92L224 93V91H223V86L222 87H220L221 89H222V94H220L221 96H218V98H222V96L224 97V95H226L227 94V92L229 93V91L230 92H233V94H234V92H235V94H237V91L239 92V93H241V95L239 94V95H237V98H234L235 100H232L233 98V95H232V97H231V93H230V95H229V97H231L230 99L232 100V101H236V102H238V103H236L237 104V106L238 105H240L241 104V106H243V107H248V108H250V107H252V105H253V103L250 105L249 104V102H253V101H255L254 103H256L255 105V107H253V109L255 110V108L258 106V108H260L259 109V111L257 110H255V112H253L254 110L252 109V111L251 112H253L254 114L255 113H259L260 114V116H262V117H259V118H262V119H264V107L262 108V106H264V101H263V97L264 96H262V98L263 99H261L260 101H258V100H255L256 98L257 99H259V97L261 98V96H260V91L258 90L259 88H260V90H261V85H258V84H262V85H264V82H262V83H256L257 82V80H258V82H260V80L261 81H264V74H262V73H264V63L263 64H261L260 62H263V60H261V61H259V63H254V65L257 67V68H254V66H253V64L251 63V65L249 64L248 66H250V68H254L253 70L252 69H250L251 71H249L248 73H250L251 72V74H253L255 71H260V73L262 74H260V73H258V75L256 76V74L255 75H253V76H255V77H253V76H249V78L247 79V78H245V77H243L244 75H246L245 73H246V71H247V69H249V67H247L246 65V67H247V69L245 70V68H244V70H242L241 69V67H242V65H244V64H239V63H237L238 62V60L236 59V57L235 56H237V55H235V48L236 47H225V51L223 50L222 52L221 51H219L221 48H222V46H220V49L218 50H216V51H218L219 52V54H218V52H216V51H214V53H213V51L211 52V53H213L214 54V56L215 57H221V58H219L218 60H231L230 62L227 60H225L224 61V64L223 65H225V62H229L230 64L232 63V64H235L234 66H236V67H239V69H237V70H234V71H240L241 73H242V71L244 72V73H242L243 74V78L241 77H239L237 74L236 75H232L231 77V80H229L230 79V75L232 74V71L230 70H228L227 72H230L231 74L229 75V73L227 74L228 75V78L229 79H227L226 77H227V75H225V76H221L222 78L220 79V76H218L217 74H219V73H221V71L219 72V73H217V74H212V72H211V70L210 69H208L209 70V72H211V73H209V72H207V73H205L204 71H205V69H206V67L204 68V70H202V72H204V74H205V76L203 75V73L202 72H200L201 71V69H203V67L202 68H200L201 67V65L203 66V64L205 63V61H202V58L204 59V57H205V55L203 56V54L201 55L202 57H200V56H198V54H197V52L199 51V48H198V50L196 49V47H195V45L193 46V48H194V50H197V51H194V53H195V55H194V53H193V55L191 54V53H189L190 52V50H193V48H191L190 46H189V49H187L188 48V46H187V44H189L190 45V43H191V41H190V39L188 40V42L189 43H185V42H187V41H185V39L182 41L181 40V38H180V33L176 30V28H174V27H172V25H171V27L170 26H167L166 28H164V26H162V25H160V24H158V25H155V27L153 28V33L150 35V37H149V39H148V45H147V48H148V53L146 52V51H143V50H141V49H143V48H141L140 46V51H142V53H140V55H142L143 54V52H146L147 53V57H145V58H147V59H145V63H144V67H142L141 65H139V61H140V59H138V60H136L137 58H133L132 59V61H138L137 63H135V64H128V63H130V61H131V59H130V54L131 53H129L128 52V49L129 48H127V46L126 47H122V49H120V50H118L120 53L121 52H123L124 53V55H122V53H121V56L119 55V52H117L118 54L116 55L117 57H118V55L121 57V59H119V57H118V59H119V63L121 62V63H123V62H125V64H117V66L115 65V66H113L112 65V63L114 64V62H115V54H116V52H115V54H114V50L112 51L111 49H110V53L111 52H113L112 54H113V56H109V55H112V54H108V52H106V54H104V52H101L102 51V49H101V46L98 48V46L99 45H102V43H101V41H99V40H95L88 32V34L86 33H81V34H79V32H78V34H73V33H70V32H74V30H72V26H71V22L72 21H66V22H69V24L67 23V24H65L64 23V21H63V25L62 26H66L65 28H62L60 25H58V26H60L59 28L57 27V25L55 26V28H51V26L53 27V23H52V25L50 26V25H48V26H50L49 27V30H47L46 31V23L45 22H43V25H45L44 27H43V25L41 24L42 23V21H41V23H39L38 22V18H37V20H35ZM54 21V20H53ZM60 21H59V24H60ZM105 21V20H104ZM118 21H119V19H118ZM135 21H134V23H135ZM149 21H150V19H149ZM178 21H179V19H178ZM181 21V20H180ZM184 21H187V17H186V20H184ZM199 21V20H198ZM209 21L211 22V24H209ZM218 21V20H217ZM235 21V20H234ZM248 21V20H247ZM33 22H34V20H33ZM54 22H58L57 20L56 21H54ZM83 22V21H82ZM109 22V21H108ZM128 21H124V22H122V26L124 27H126V28H128V27H131V26H129L130 24L129 23H127ZM136 22V23H137ZM183 22V21H182ZM200 22V21H199ZM224 22H226V23H224ZM7 22H5L4 21V23L1 25V23H0V25H1V29H3V25L4 24H6ZM12 23V22H11ZM51 23V22H50ZM85 23H87V22H85ZM95 23V22H94ZM97 23V22H96ZM129 24V25H125V24ZM144 23V22H143ZM151 23V22H150ZM157 23V22H156ZM176 23V22H175ZM179 23V22H178ZM183 23H185V22H183ZM232 23V24H231ZM235 24H236V22H234ZM246 23V22H245ZM244 23V24H245ZM9 24V23H8ZM8 24H6V25H4V26H7ZM32 24H35V22L34 23H32ZM74 23H72V25H73ZM77 26H79L78 24H77V22L75 23ZM74 24V25H75ZM82 24V23H81ZM80 24V25H81ZM99 24L101 25V24H103V23H99L98 22V24H97V26H99ZM112 24L114 25V23L112 22ZM119 24H121V22L119 23ZM147 23H145V24H143L142 26H144V27H142L140 24H136V27H138V29H139V32H140V34H142V33H144V32H146L147 31V29L148 28H150V27H148V24H147V27L145 26ZM228 24H230V25H228ZM264 24V23H263ZM42 27H41V26ZM55 25V24H54ZM84 25V24H83ZM88 25V24H87ZM86 25V27H88ZM95 25V24H94ZM93 25V26H94ZM104 25V24H103ZM102 25V26H103ZM137 25H140V26H137ZM170 25V24H169ZM237 25H239V24H237ZM248 25V24H247ZM251 25V27H252V24H250ZM10 26V25H9ZM35 26V27H36ZM47 26V27H48ZM69 26H71V27H69V29L71 28V30L68 32L67 31V28ZM104 26H106V25H104ZM103 26V27H104ZM121 26V27H122ZM149 26H151V25H149ZM178 26H180V25H177V27ZM221 26V27H220ZM223 26V27H222ZM225 26V27H224ZM226 26H227V29H224V28H226ZM56 27H57V29H56ZM82 27H84V26H82L81 25V28ZM90 27V26H89ZM99 27H101V26H99ZM107 27V26H106ZM114 27H115V25H114ZM122 28V29H124V31H126V28ZM215 27V26H214ZM229 27V28H228ZM240 27V26H239ZM244 27L246 28V26L244 25ZM8 28V27H7ZM11 28V27H10ZM51 28V29H50ZM85 28V27H84ZM105 28V27H104ZM117 28H118V26H117ZM218 28V31H219V29H220V35L223 33V30L225 31L226 30V32H228L227 30H230V32H232V33H235V35H237V37L239 38L237 41H236V43H234V44H230L229 45V43H230V41L232 40V42L231 43H233L234 42V37H235V39H237L236 38V36H232L233 37V39H231L232 37H231V35H232V33L230 34V32H228V35L227 36H224L225 37V40L226 39H228L229 38V40H223L224 39V37H223V35L222 36H218V34H219V32L216 30ZM223 28V29H222ZM235 28V29H236ZM253 29H255L256 27H252ZM0 29V30H1ZM36 29V28H35ZM100 29H102L103 30V28L101 27ZM248 29H250L249 27H248ZM38 30V29H37ZM76 30H77V27H76ZM79 30H81V29H79ZM88 30V29H87ZM128 30L129 31H131L130 30V28H128ZM127 30V31H128ZM195 30V29H194ZM218 32H216V31ZM246 31H247V28L245 29ZM82 31H83V29H82ZM81 31V32H82ZM105 31V30H104ZM124 31H123V33H124ZM192 31V30H191ZM191 31H190V33H191ZM249 31V30H248ZM247 31V34L250 32H248ZM255 31V32H254ZM264 30H258V32H260V33H256V30H252L251 31V33H255V35L257 34V36L258 35H260L259 37L262 39V37H264V36H262V35H264V32H263ZM89 32H92V31H90L89 30ZM101 32V31H100ZM236 32H237V30H236ZM238 32H240V30L238 31ZM263 32V33H262ZM45 33V34H44ZM69 33V34H68ZM75 33H76V31H75ZM105 33V32H104ZM184 33H185V31H184ZM250 33V34H251ZM93 34H95V32L93 33ZM112 34V33H111ZM127 34H129V33H127ZM139 34V35H140ZM186 34V33H185ZM200 34H203V36L201 37L200 36ZM224 34V33H223ZM84 35V36H83ZM104 35V34H103ZM126 34H124V36H125ZM130 35V34H129ZM157 35H161V39H163L164 41L161 43H158V44H161V45H157V42H156V40L158 39L159 40V38H157L156 40H155V37L157 36ZM188 35H190V34H188ZM206 35H210L211 36V40L210 39H208L207 40V38H209V37H206ZM249 35V34H248ZM252 35V34H251ZM132 36V33H131V35L130 36H128L127 35V37H131ZM254 36V35H253ZM101 37V36H100ZM99 37V38H100ZM106 37H107V35H106ZM109 37H111V36H109ZM113 37V36H112ZM122 37H123V35H122ZM121 37V38H122ZM126 36H125V38L123 39L122 38V40H126L125 41V44H127V42H130L131 44H132V40H130V39H132V38H130V39H128ZM133 37V39L136 37H138V36H132ZM222 37H223V39H222ZM98 38V37H97ZM104 38V37H103ZM135 38V39H136ZM223 40L222 42H221V39ZM254 38H255V36H254ZM260 38H257L256 37V41H257V39H259V41L261 40ZM58 39V40H57ZM67 39V40H68ZM101 39V38H100ZM108 39H111V38H108ZM117 39V38H116ZM160 39V40H161ZM251 39V38H250ZM101 40H103V39H101ZM113 40V39H112ZM120 41H121V39H119ZM130 40V41H129ZM59 41V42H58ZM63 41H65V43H63ZM89 41V42H88ZM104 41H105V39H104ZM106 41H107V39H106ZM185 41V42H184ZM199 41H202V43L201 42H199ZM228 41V42H227ZM254 41V40H253ZM261 41H264V39H262ZM56 42H58V43H60V44H62V45H59V44H57ZM62 42V43H61ZM110 43H111V40L109 41ZM109 42H107V43H109ZM119 42V41H118ZM117 42V43H118ZM134 42V41H133ZM221 42V43H220ZM227 42V43H226ZM255 42V41H254ZM106 43V42H105ZM106 43V44H107ZM109 43V44H110ZM193 43V42H192ZM217 43V44H216ZM249 43H250V41H249ZM119 44V43H118ZM122 44V43H121ZM145 44V43H144ZM208 44V45H207ZM215 44V45H214ZM255 44V43H254ZM123 45V44H122ZM130 45V44H129ZM157 45V46H156ZM217 45V46H216ZM238 44H236V46H237ZM242 45V44H241ZM252 45V44H251ZM65 46V47H66ZM105 46V45H104ZM111 46V45H110ZM109 46V47H110ZM120 46V45H119ZM125 46V45H124ZM142 46V45H141ZM143 46H145V45H143ZM205 46V45H204ZM205 46V47H206ZM213 46V47H212ZM216 46V47H215ZM262 46V45H261ZM67 51H65L63 48ZM71 47V46H70ZM114 47H115V45H114ZM159 47V49H160V47L162 48L161 50H169L171 53H179L178 52V50L180 51V50H183L184 52H187V56H189L190 58H191V60L189 61V57H188V61H189V63L188 64H186V62L184 61V60H182L181 62H185V63H183L184 64V66H180V62H179V64H177V63H175L177 60H180V58L182 59V57H181V55L179 56V54L178 55H176V56H179V59H176L177 57H174V59H172L173 61H174V63L175 64H177V69H176V71L175 72H173V74L171 73V70H170V72H169V78H167L168 76L167 75H165L166 76V78H164V80L163 81H156V78H157V74L156 73H154V69L156 68V69H158L157 67L159 66V62H162V60H159V62L158 61H156V60H158V58L156 59V60H153L154 59V56L156 57L157 55L156 54H161L158 50L159 49H157ZM200 47V48H201ZM238 47H240L239 45H238ZM254 46H252L251 48H252V50L253 49H255V48H253ZM204 48V47H203ZM211 48H208V47H206V49H207V51L209 52L208 54H209V56H211V54H210V50H212ZM222 48V49H223ZM256 48H257V46H256ZM113 49H115V48H113ZM135 49H139L138 47L137 48H135ZM210 49V50H209ZM221 49V50H222ZM227 49V50H226ZM234 49V50H233ZM240 49H242V48H240ZM262 49V48H261ZM77 51H81V49L80 50H78V48L76 49ZM101 50V51H100ZM126 50H127V52H126ZM156 50H157V52H159V53H157L156 52ZM205 50V49H204ZM239 50V49H238ZM238 50H236V51H238ZM242 50H244V49H242ZM251 50V51H252ZM117 51V50H116ZM133 52H136V51H134V50H132ZM131 51V52H132ZM139 51V50H138ZM137 51V52H138ZM169 51H168V53H169ZM176 51V52H175ZM259 51V50H258ZM258 51H256V52H258ZM62 52H64L65 54H63ZM71 52V51H70ZM76 52V51H75ZM156 52V53H155ZM182 52V51H181ZM193 52V51H192ZM216 52V53H215ZM225 52V53H224ZM242 52V51H241ZM244 52V51H243ZM263 52V51H262ZM103 53V54H102ZM126 53V54H125ZM162 53H163V51H162ZM171 53H169V55L171 54ZM173 53V55H175ZM201 53H203V52H201ZM224 53V54H223ZM237 53H239V51L237 52ZM77 54V53H76ZM127 54H129L128 56H126ZM136 55L138 54V53H135ZM134 53L132 54V55H135ZM184 54V53H183ZM182 54V55H183ZM188 54H191V56L190 55H188ZM204 54H206V52H204ZM212 54V55H213ZM216 54V55H215ZM224 56H223V55ZM240 54V53H239ZM244 54H245V52H244ZM253 54V53H252ZM254 54H256V53H254ZM260 55H261V53H259ZM21 55H23V56H26L27 55V60H26V57H20V59L21 60H23V59H25L26 61H24V62H26L25 64H21V66H23V65H25L24 66V69L22 70V69H19V71H15V70H13V67L11 66V63H9V62H11V60L10 59H12V57H13V60H14V58H17L18 59V61L20 62V60H19V56H21ZM29 55V56H28ZM131 55V56H132ZM135 55V56H136ZM217 55H219V56H217ZM246 55V54H245ZM249 55V54H248ZM47 56V57H46ZM75 56V55H74ZM92 56V57H91ZM107 56V57H106ZM115 56V57H114ZM129 57V59H130V61L127 63V61L129 60V59H127L126 57ZM138 56H139V54H138ZM171 56H172V54H171ZM171 56H169V57H171ZM209 56H207L206 55V59L209 57ZM244 56V55H243ZM256 56V55H255ZM257 56H258V54H257ZM48 58V61H50L48 64L45 62V59L44 58ZM67 57V58H66ZM91 57V58H90ZM114 57V58H113ZM116 57V58H117ZM124 57H125V59H124ZM158 57H161L160 55L158 56ZM163 57V56H162ZM194 57V58H193ZM212 57V56H211ZM209 58V59H212V58ZM214 57V58H215ZM235 57V58H234ZM238 57V56H237ZM246 57V56H245ZM261 57H262V55H261ZM6 58L7 59H9L8 61H6ZM113 58V59H112ZM132 58V57H131ZM248 58H249V56H248ZM253 58V57H252ZM259 58H260V56H259ZM83 59V60H82ZM159 59H162V58H159ZM169 59V58H168ZM185 59V58H184ZM187 59V58H186ZM233 59H235L237 62L235 63V61H232ZM263 59V58H262ZM3 60V61H4ZM109 60V62L110 61H112V60H114V61H112L111 62V64H109L107 61ZM117 60V59H116ZM124 60V61H123ZM142 60V59H141ZM147 60V61H146ZM172 60H170V61H172ZM3 61H1V62H3ZM46 61H47V59H46ZM78 61H79V59H78ZM131 61V62H132ZM172 61V62H173ZM196 61L199 63H196ZM208 61V60H207ZM215 61V60H214ZM213 61V62H214ZM242 61V60H241ZM244 61V60H243ZM242 61V62H243ZM245 61H247V60H245ZM245 61L243 62V63H245ZM257 61V60H256ZM13 62V61H12ZM81 62V63H82ZM104 64H103V63ZM105 62H106V64H105ZM118 62V61H117ZM164 62V61H163ZM166 62H167V60H166ZM172 62H170V63H166V64H163V63H160V65H163V66H165V68H167V67H175V65H174V63H172ZM178 62V61H177ZM203 62V63H202ZM211 62H212V60H211ZM211 62H208L209 64H210V66H211ZM216 62H217V59H216ZM234 62V63H233ZM8 63V64H7ZM22 63V62H21ZM102 63V64H101ZM116 63V62H115ZM142 63V62H141ZM165 63V62H164ZM208 63L206 64V65H208ZM215 63V62H214ZM220 63V62H219ZM222 63H223V61H222ZM14 64H16V62H14ZM19 64V63H18ZM17 64V65H18ZM90 64V63H89ZM93 64V63H92ZM186 64V65H185ZM201 64V65H200ZM216 64V63H215ZM230 64H228V66L227 65H225L226 66V68L227 67H229L230 69H233L234 67H233V65L231 66ZM238 64V65H237ZM263 67H261L260 65ZM91 65V64H90ZM101 65H102V67H101ZM103 65L105 66V67H103ZM120 65V66H119ZM180 67H179V66ZM222 65V66H223ZM48 66V67H47ZM91 66H93V65H91ZM134 66H140V67H142L143 69H144V72H143V74H141V76H139L140 78H138V79H133V78H131V75L133 74V72H134V70H131ZM244 66V67H245ZM252 66V67H251ZM136 67L135 68H133V69H136ZM162 66H160V68H161ZM232 67V68H231ZM236 67H235V69H236ZM258 67H260V68H258ZM0 68V69H1ZM15 68H17V67H15ZM82 68V67H81ZM212 68V67H211ZM224 68V67H223ZM226 68H224V69H226ZM228 68V69H229ZM140 69V68H139ZM200 71H199V70ZM222 69V68H221ZM220 69V70H221ZM255 69H259V70H255ZM262 71H261V70ZM138 70V69H137ZM141 70V69H140ZM160 70H162V69H160ZM164 70V74L166 73L165 71H167V69H163ZM212 70H213V68H212ZM215 70H216V67H215ZM242 70V71H241ZM139 71V70H138ZM137 71V72H138ZM218 71V70H217ZM216 71V72H217ZM252 71H253V73H252ZM79 72H80V68H79ZM162 72V71H161ZM168 72V71H167ZM200 72V73H199ZM224 72V71H223ZM239 72V73H240ZM66 73V74H67ZM118 73H122L121 75H120V77H122L123 78V80H122V82H120L121 81V78L119 79V76H117V74ZM159 73V72H158ZM172 74V76H171V74ZM202 73V76L201 75H199V74H201ZM213 73H215V72H213ZM225 73H226V71H225ZM241 73H240V75H241ZM247 73V74H248ZM2 74L0 73V76L1 77H3L2 76ZM11 74H12V76H11ZM13 74L16 76V78L17 79H15L16 81H17V83L15 82V81H9V76H11V77H13L14 78V76H13ZM93 74V73H92ZM91 74V75H92ZM135 74V73H134ZM133 74V75H134ZM139 74V73H138ZM164 74H163V72H162V76H164ZM192 74H194V75H192ZM198 75V77L197 76H195V75ZM207 74V75H206ZM260 74V75H259ZM90 75V76H91ZM140 75V74H139ZM191 75V77L189 78V76ZM215 75H217V76H215ZM220 75V74H219ZM117 76V77H116ZM193 76V77H192ZM195 76V77H194ZM260 76V77H259ZM63 77V76H62ZM69 77V76H68ZM134 77V76H133ZM142 77H143V79H142ZM197 77V78H196ZM219 77V78H218ZM246 77H247V75H246ZM258 78V79H252V78ZM80 78V77H79ZM136 78V77H135ZM193 78V79H192ZM195 78V79H194ZM215 78V79H214ZM227 79V80H224V79ZM11 79V78H10ZM117 79L118 80H120V81H117ZM144 79H146V80H148V81H146V83H143L142 82V80L144 81ZM162 79H163V77H162ZM179 79V78H178ZM177 79V80H178ZM3 80V79H2ZM1 80V81H2ZM5 80V79H4ZM8 80V81H7ZM14 80V79H13ZM73 80V79H72ZM114 82H113V81ZM116 80V81H115ZM141 80V81H140ZM179 80H181V79H179ZM221 80V81H220ZM84 81V80H83ZM98 81H100V82H98ZM112 81V82H111ZM223 81V82H222ZM75 82V81H74ZM116 82V83H115ZM35 83V84H34ZM61 82H59V84H60ZM63 83V82H62ZM61 83V84H62ZM80 83H81V81H80ZM92 83V82H91ZM116 84V86L114 87V85ZM181 83V82H180ZM1 84V83H0ZM93 84V83H92ZM96 84V85H97ZM156 84H158V85H156ZM188 84V83H187ZM55 85H56V87H58V88H56L55 87ZM88 85V84H87ZM104 85V86H103ZM240 85H242L241 87H240ZM31 86V87H30ZM100 86H103L102 88H100ZM236 86H238V87H240L241 88V91H240V89L239 90H237L238 88H236ZM0 87V88H1ZM53 88V90L51 91V89ZM55 87V88H54ZM61 87V86H60ZM111 87H109V88H111ZM183 87V86H182ZM264 87V86H263ZM27 88H28V90H27ZM51 88V89H50ZM247 88H250L251 89V91L248 93L246 90H247ZM2 89V88H1ZM58 91H57V90ZM93 89H91V91L93 90ZM136 89V90H135ZM214 89V90H213ZM237 91H236V90ZM96 90V91H95ZM229 90V91H228ZM234 90V91H233ZM61 91V92H62ZM90 91V92H91ZM187 91V90H186ZM133 92V93H132ZM142 92H144V93H142V95H141V93ZM107 93V94H106ZM139 93H140V95H139ZM145 93H146V95H147V97L150 99L149 101H148V99L146 98V96H143V95H145ZM224 93V94H223ZM259 93V94H258ZM61 94V93H60ZM92 94V95H93ZM192 94V93H191ZM235 94H234V96H235ZM261 94H262V91H261ZM263 94H264V91H263ZM262 94V95H263ZM259 95V97H257ZM91 97L90 95H88L87 94V96H86V98L87 97ZM135 96V97H134ZM195 95H193V97H194ZM214 96V95H213ZM52 97V98H51ZM61 99H60V98ZM191 97V96H190ZM192 97V98H193ZM236 97V96H235ZM132 99V98H134L133 99V101H131V103H129L128 104V101H129V99ZM195 98H197V99H200V98H202L201 96L198 98V97H194V100H195ZM205 98V97H204ZM216 98H217V96H216ZM53 99H55V100H53ZM59 99H60V101H59ZM183 99V100H182ZM223 100L224 99H226V98H222ZM237 99V100H236ZM53 100V101H52ZM84 99H82L81 101H82V105L85 107V106H87V107H89L90 106V104L88 103L89 101H87L88 99H85L84 101H83ZM92 100V99H91ZM90 100V101H91ZM218 100H220V99H218ZM217 100V101H218ZM74 101V100H73ZM154 101V102H153ZM201 101V100H200ZM205 101H207V100H205ZM214 101H215V99H214ZM258 101V102H257ZM185 102V103H184ZM223 103V105H224V102H222V101H219L218 103ZM68 103V102H67ZM91 103V102H90ZM145 103V104H144ZM159 103V102H158ZM205 104H206V102H204ZM209 103V102H208ZM208 103H207V105H208ZM227 103V102H226ZM229 103V102H228ZM63 104V105H64ZM88 104H89V106H88ZM91 104V105H92ZM186 104V105H185ZM193 104H196V103H193ZM204 104V105H205ZM235 104V105H236ZM244 104V105H243ZM247 106H246V105ZM72 105V104H71ZM142 105H143V108H142ZM198 105V104H197ZM214 105V104H213ZM234 105V106H235ZM82 106V108H84ZM96 106H93V108H95ZM111 106V107H112ZM188 106V105H187ZM210 106V105H209ZM218 106V105H217ZM236 106V107H237ZM78 107V106H77ZM90 107H92V106H90ZM129 107H127V108H129ZM226 106H224V108H225ZM232 107V106H231ZM78 108H81V106L80 107H78ZM176 108V107H175ZM190 108V107H189ZM200 108V107H199ZM248 108H246V109H248ZM74 108H73V105H72V108H71V110H73ZM88 109V108H87ZM87 109H85V110H87ZM97 109V108H96ZM123 109H125V108H123ZM238 109V108H237ZM237 109H235V111L237 110ZM241 109H243V108H241ZM263 109V110H262ZM94 110V109H93ZM104 110V111H105ZM211 110V109H210ZM238 110H240V109H238ZM69 111V110H68ZM74 111V110H73ZM95 111V110H94ZM126 111V110H125ZM227 111H229V110H227ZM231 111H234V109L232 108V110ZM231 111H229L230 113H231ZM246 111V110H245ZM87 112V111H86ZM130 112V111H129ZM163 112V111H162ZM174 112V111H173ZM183 112V111H182ZM248 112V111H247ZM246 112V113H247ZM251 112H249V113H247V115H249V114H251ZM92 113H94L93 111H92ZM125 113V112H124ZM137 113H138V111H137ZM167 113V112H166ZM234 112H232L231 114H233ZM236 113V112H235ZM243 113V112H242ZM245 113V112H244ZM71 114H73V112L71 113ZM102 114V113H101ZM126 114V113H125ZM163 114V113H162ZM208 114H211V112H209ZM228 114V113H227ZM238 114V113H237ZM237 114H235V115H237ZM81 115H83V114H81ZM86 115V114H85ZM97 115V114H96ZM127 115H130L129 113L127 114ZM241 115H244V114H241ZM252 115V117H254V116H256V117H258V114L257 115H253V114H251ZM63 116V115H62ZM87 116V115H86ZM125 116V115H124ZM246 116V115H245ZM244 116V117H245ZM83 117V116H82ZM125 117H127V116H125ZM240 117H243V116H240L239 115V118ZM243 117V118H244ZM251 117V116H250ZM80 118V117H79ZM85 118V117H84ZM84 118H83V120H84ZM103 118V117H102ZM237 118H238V115H237ZM248 118V117H247ZM255 118V117H254ZM254 118H251V119H253V120H255L256 121V119H254ZM86 119V118H85ZM126 119V118H125ZM241 119V118H240ZM246 119V118H245ZM262 119H261V122L258 120V123L257 124H260L261 125V123H262V125L261 126H263L264 125V123H263V121H262ZM98 120V119H97ZM222 120V119H221ZM125 121H127V120H125ZM224 121V120H223ZM226 121V120H225ZM224 121V122H225ZM229 121V120H228ZM248 121V120H247ZM252 121V120H251ZM232 122V121H231ZM260 122V123H259ZM40 123V124H39ZM61 123V122H60ZM77 123V122H76ZM228 123V122H227ZM229 124V123H228ZM240 124V123H239ZM255 124V123H254ZM253 124V125H254ZM62 125V124H61ZM61 125H59V126H61ZM259 125V126H260ZM33 126V127H32ZM219 126V125H218ZM259 126H257V127H259ZM35 127V128H34ZM30 128H32V130H34V129H38V131L39 132H37V136H35V134L34 135H32V136H35V137H33V138H31V139H28L27 138V140L25 139V138H23V137H20L21 135H20V133H24L25 131L24 130H26V131H30ZM54 128V129H53ZM84 128V127H83ZM262 128V127H261ZM65 129V128H64ZM64 129H62L63 131H64ZM263 129V128H262ZM41 130V131H40ZM51 130L53 131V132H51ZM235 130V129H234ZM3 131H5V132H3ZM34 132H36V131H34ZM34 132H29L30 133V135L32 134V133H34ZM42 133V134H39V133ZM82 132V131H81ZM28 133V132H27ZM28 133V134H29ZM39 134V135H38ZM92 134H94V132L92 133ZM116 134V133H115ZM124 134V133H123ZM226 134V133H225ZM26 135V134H25ZM94 135H96V134H94ZM93 135V136H94ZM23 136V135H22ZM31 136V137H32ZM92 136V137H93ZM116 136V135H115ZM28 137V136H27ZM166 137V136H165ZM68 140H67V139ZM88 138H91V137H89L88 136ZM88 138H87V140H88ZM94 138V137H93ZM111 138V137H110ZM25 139V140H24ZM38 139V140H37ZM86 140V141H87ZM91 140V139H90ZM123 140V139H122ZM241 140V139H240ZM23 141V142H22ZM35 141V142H34ZM89 142V141H88ZM88 144V143H87ZM262 145V144H261ZM260 145V146H261ZM81 148V149H82ZM88 148V147H87ZM86 148V149H87ZM102 148V147H101ZM60 149L61 150H63V151H61V153L60 152H58V151H60ZM83 149L81 150V151H83ZM86 149L84 150V152H83V154L85 155V157H87L88 155H89V153L86 155V153H85V151H86ZM100 149V148H99ZM106 149V148H105ZM229 149V148H228ZM254 149V148H253ZM262 149H263V151H264V147L262 146ZM220 151V150H219ZM76 153H77V150L75 151ZM38 153H39V155H38ZM75 153V154H76ZM78 153H80V152H78ZM107 153V152H106ZM31 154H32V156H31ZM34 154H35V156H36V154H37V156L36 157H41L40 156V154L42 155V157H41V159H40V161L39 160H37V159H35V160H37L38 162L37 163H34V161L35 160H32L33 158H36L35 156H34ZM83 155V156H84ZM91 155V154H90ZM89 155V156H90ZM30 156V157H29ZM59 156V157H58ZM62 156H64V155H62ZM68 157V156H67ZM69 157H70V155H69ZM33 161H31L32 163H34L36 166H37V164H38V166L36 167V166H34V168L36 167V171L34 170V168L33 167H31L30 166V162H29V160L30 159ZM73 158V157H72ZM88 158H90V157H88ZM254 158V157H253ZM29 159V160H28ZM39 159V158H38ZM64 159V158H63ZM69 159H71V158H69ZM74 159V161H76V162H78L77 160L79 159L77 156H76V158H73ZM80 160V159H79ZM107 160V159H106ZM58 161V160H57ZM64 161V160H63ZM2 162H4V163H2ZM80 162V161H79ZM33 164V165H34ZM58 164H60V163H58ZM66 164V163H65ZM64 164V165H65ZM79 164V163H78ZM41 165V166H40ZM64 165L62 166V167H64ZM77 165V164H76ZM12 166H14V167H16V169L15 168H13ZM50 166V165H49ZM53 167V166H52ZM52 167H51V169H52ZM59 167V166H58ZM49 168V167H48ZM68 168V167H67ZM71 168H75V166L73 167H71ZM0 169V170H1ZM15 169V170H14ZM47 169V168H46ZM46 169H44V171L46 170ZM55 169H58V168H55ZM62 169H65V168H62ZM70 169V168H69ZM73 169H70V170H73ZM82 169H86V167L85 168H81V170ZM9 170V171H8ZM10 170H12V171H10ZM49 170L50 169H47V171L49 172ZM15 173H14V172ZM23 171H24V173H23ZM44 171H43V173H44ZM46 171V174L48 175V172ZM68 171V170H67ZM52 172H53V170H52ZM52 172L50 173V174H52ZM59 172H61V171H59ZM66 172V170L64 171V173ZM84 172V171H83ZM86 172V171H85ZM39 173V174H38ZM67 173V172H66ZM21 174V175H20ZM49 174V175H50ZM53 174H54V172H53ZM63 174V173H62ZM14 175V176H15ZM44 175H45V173H44ZM61 174H59L58 173V176H56V178L57 179H60V178H63V176L64 175H61ZM20 176V177H19ZM50 176H53V175H50ZM55 176V175H54ZM0 177V178H1ZM10 177V176H9ZM12 178H14L15 179V177H13V175L11 176ZM10 177V178H11ZM31 177V178H30ZM32 178H34V179H32ZM51 178V177H50ZM64 178H67V177H65L64 176ZM2 179V178H1ZM0 179V180H1ZM30 179H31V182H30ZM44 179V180H43ZM55 179V178H54ZM90 179V178H89ZM4 180V179H3ZM67 180V179H66ZM27 181H29V182H27ZM54 181V180H53ZM1 182H3L2 180H1ZM18 182V181H17ZM67 182V181H66ZM66 182H64V181H60V182H57L58 183V186L57 187H55V186H52V189H53V187H55L56 188V190H58V192L60 191V194H61V191H64L63 189L64 188H66ZM11 183V182H10ZM30 183H32V184H30ZM91 183V182H90ZM16 184V185H15ZM8 185V184H7ZM6 184H5V186H7ZM53 185V184H52ZM11 186V185H10ZM72 186H73V184H72ZM94 186V185H93ZM2 187H3V185H2ZM1 186H0V188L1 189H3ZM49 187H51V184L49 185ZM110 187V186H109ZM0 189V190H1ZM6 189V188H5ZM8 189H9V187H8ZM15 189H13V190H15ZM50 189V188H49ZM25 190V191H24ZM2 192H3V190H1ZM0 191V192H1ZM5 191V190H4ZM16 191V192H17ZM20 191V192H21ZM36 191V192H37ZM54 191H55V189H54ZM9 192V191H8ZM7 192V193H8ZM57 192V191H56ZM56 192H55V194H56ZM57 192V193H58ZM65 192V191H64ZM63 192V193H64ZM18 193V192H17ZM34 193H33V197L34 196H37L39 193H37L36 195H34ZM54 193V192H53ZM97 193V192H96ZM13 194L14 195H16L15 196V198L16 197H18V198H16L18 201L16 202V203H19L18 205H20L21 207V210L20 211H22V209H23V211H22V213H24V215H27L26 213L27 212H30L31 210V208L30 207H34L33 206V204L30 206V203H29V201H32V200H30V198H29V201H25V199L23 198V199H21V197H19V196H17L18 194H16L15 192H13ZM11 195V197H14V195ZM24 193H21V195H23ZM30 194V193H29ZM43 194V193H42ZM90 194V193H89ZM8 194H6V196H7ZM20 195V196H21ZM32 195V194H31ZM103 195V194H102ZM61 196V195H60ZM10 197V196H9ZM9 197L7 198L6 197V200H8L9 199ZM32 197V196H31ZM39 197L40 196H38V197H35V198H38L39 199ZM63 197V196H62ZM62 197H60V198H62ZM91 197V196H90ZM14 198V199H15ZM46 198V197H45ZM83 198V197H82ZM3 199H5V198H3ZM3 199H0V201H5V200H3ZM14 199H13V201H14ZM15 199V200H16ZM40 199H41V197H40ZM92 199H93V197H92ZM59 200V199H58ZM9 202H11V199H9L8 200ZM34 201H35V199H34ZM34 201H32V202H34ZM38 201V200H37ZM37 201H35V202H37ZM40 201H42V200H40ZM86 201V200H85ZM25 202V203H24ZM39 202V201H38ZM43 202V201H42ZM59 202V201H58ZM62 202V201H61ZM0 203H2V202H0ZM4 204H5V202H3ZM15 203V204H16ZM23 203H24V205L26 204V206H27V204L29 203V205H28V207H29V209H26L27 207H24V208H22L23 207ZM11 205V207L8 205V207H10V208H14V203H10ZM12 204H13V206H12ZM42 204V203H41ZM44 204V203H43ZM17 205V204H16ZM46 205V204H45ZM51 205V204H50ZM60 205V204H59ZM6 207V205H3V207ZM37 206V205H36ZM2 204H1V206H0V210H3L2 208ZM19 208V209H20ZM37 208V207H36ZM39 208V207H38ZM91 208V207H90ZM96 208V207H95ZM28 210V211H26L25 212V210ZM6 210V209H5ZM8 210V209H7ZM7 210L5 211V212H7ZM12 211H14L15 209H11ZM37 210V209H36ZM36 210L34 211V210H32V212L34 211V212H36ZM44 210V209H43ZM53 210H54V208H53ZM145 210V209H144ZM149 210V209H148ZM4 211V210H3ZM3 211H1L0 213H2ZM10 211V210H9ZM19 211V210H18ZM57 211V210H56ZM153 211V210H152ZM4 212V213H5ZM45 212V211H44ZM199 212V211H198ZM20 213V212H19ZM21 213V214H22ZM41 213H43V212H41ZM146 213H147V211H146ZM158 213V212H157ZM34 214V213H33ZM31 212H30V214L29 215H31V217H32V215H33ZM36 214V213H35ZM33 215V217L34 216H36V215ZM50 214H52V213H50ZM61 214H62V212H61ZM90 214V213H89ZM101 214V213H100ZM111 214V213H110ZM23 215V214H22ZM42 215H44V214H42ZM64 215V214H63ZM87 215V214H86ZM161 215V214H160ZM28 216V215H27ZM59 216V215H58ZM70 216V215H69ZM2 217V216H1ZM0 217V218H1ZM8 217V216H7ZM7 217H5V218H7ZM38 217V215L36 216V218ZM44 217V216H43ZM53 217V216H52ZM57 217V216H56ZM55 217V219L54 220H56L57 218ZM64 217V216H63ZM76 217H77V215H76ZM102 217V216H101ZM41 218V217H40ZM80 218V217H79ZM2 219V218H1ZM16 219H18L20 222H21V220L19 219V218H17L16 217ZM33 219V218H32ZM38 219V218H37ZM53 219V218H52ZM51 219V220H52ZM88 219V218H87ZM99 219H101V218H99ZM111 219V218H110ZM114 219V218H113ZM151 219V218H150ZM202 219V218H201ZM6 220V219H5ZM7 220H8V218H7ZM10 220V219H9ZM12 220H14V219H12ZM36 220V219H35ZM69 220V219H68ZM27 221V223H29L28 222V220H26ZM26 221H24V222H26ZM30 221V220H29ZM53 221V220H52ZM70 221V220H69ZM115 220H113V222H114ZM12 222V221H11ZM18 222V221H17ZM32 222V221H31ZM47 222V221H46ZM65 221H63V223H64ZM85 222V221H84ZM86 222H89V221H86ZM107 222H110V221H107ZM112 222V221H111ZM113 222L110 224L111 226L109 227V229L107 228L108 226H107V224L105 223V225L107 226H105L106 228H107V231H109L111 228H112V224H113ZM199 222V221H198ZM2 223V222H1ZM0 223V224H1ZM19 223V222H18ZM22 223V222H21ZM33 223H35V225H36V222H33ZM70 223L71 222H69V225H70ZM79 223V222H78ZM96 223V222H95ZM115 223V222H114ZM12 224H13V222H12ZM14 224H15V222H14ZM13 224V225H14ZM17 224V223H16ZM24 225H25V223H23ZM44 224V223H43ZM52 224L53 225H57V224H55V221H54V223L52 222ZM80 224V223H79ZM78 224V225H79ZM87 224V223H86ZM94 224V223H93ZM22 226V227H25V226ZM59 225V224H58ZM67 225H68V223H67ZM67 225H65V226H67ZM81 225V224H80ZM120 225H121V223H120ZM134 225V224H133ZM145 225V224H144ZM8 226H10V225H8ZM7 226V227H8ZM15 227V231L17 230V227L19 226L18 224H17V226L16 225H14ZM27 226V225H26ZM30 226V225H29ZM37 226H40V225H37ZM60 227L62 226V225H59ZM82 226V225H81ZM21 227V226H20ZM21 227V228H22ZM33 227V226H32ZM34 227H36V226H34ZM49 227H51V225L49 226ZM206 227V226H205ZM1 228V227H0ZM9 228H12V226L11 227H9ZM63 228V227H62ZM67 228V227H66ZM74 228V227H73ZM173 228V227H172ZM4 229H5V227L3 226V231H4ZM39 229H40V227H39ZM51 229V228H50ZM55 229V228H54ZM53 229V230H54ZM141 229V228H140ZM7 230H8V228H7ZM6 230V231H7ZM11 230V229H10ZM22 230V229H21ZM45 230V229H44ZM43 230V231H44ZM61 230V229H60ZM67 230H69V228L68 229H66V231ZM199 230V229H198ZM202 230V229H201ZM2 231V230H1ZM0 231V232H1ZM9 231V230H8ZM12 231V230H11ZM11 231H10V233L8 232V234H7V232L5 233V235L7 234V236H13V235H11ZM15 231L13 230V232H12V234H14V236L13 237H10V239L9 238H5V239H3V237H2V235H0L1 237H0V239H2V240H0L2 243H3V241H4V243L5 242H7L6 240L7 239H9V241L11 240V238H12V241H17V243L15 242H13L15 245H17V244H19V242L21 241V238H22V236H21V238H20V236L18 235V234H16V235H18L19 237L18 238H20V240L19 239H17V238H15ZM24 231H25V228H24ZM29 231V230H28ZM28 231H27V233H28ZM32 231V233H33V231L34 230H31ZM52 231V230H51ZM51 231H50V233H51ZM65 231V229H64V235H65V233L67 234V232ZM106 231V230H105ZM17 233H18V231H16ZM30 232V231H29ZM55 232V231H54ZM58 232V231H57ZM56 232V233H57ZM60 232V231H59ZM61 232H62V230H61ZM160 232V231H159ZM20 233V232H19ZM22 233V232H21ZM26 233V232H25ZM24 232H23V234H25ZM47 233V232H46ZM85 233V232H84ZM108 233V232H107ZM149 233V232H148ZM22 234V235H23ZM35 234V233H34ZM62 234V233H61ZM97 234H99V235H101L100 233H97ZM128 234V233H127ZM131 234V233H130ZM5 235H3V236H5ZM33 235V234H32ZM46 235V234H45ZM68 235H69V233H68ZM66 236V237H69V236ZM86 235H87V233H86ZM126 235V234H125ZM124 235V236H125ZM132 235V234H131ZM243 235V234H242ZM6 236V237H7ZM28 236H30L29 234H28ZM54 236V235H53ZM57 236H58V234H57ZM102 236V235H101ZM100 236V237H101ZM122 236V235H121ZM129 236V235H128ZM132 236H134V238H135V235H132ZM31 237V236H30ZM98 237V236H97ZM103 237V236H102ZM123 237V236H122ZM130 237V240L132 239L131 238V236H129ZM14 238V239H13ZM63 238H65V237H63ZM63 238H61V239H63ZM90 238V237H89ZM113 238V237H112ZM124 238V237H123ZM134 238H133V240H134ZM23 239V238H22ZM32 239V238H31ZM34 239V238H33ZM57 239V238H56ZM67 239V238H66ZM70 240H72L71 238H69ZM69 239H67L68 241H69ZM100 239H104V238H100ZM108 240H111V238H107ZM106 239V240H107ZM125 239V238H124ZM83 240H84V238H83ZM99 240V239H98ZM113 240V239H112ZM127 240H128V238H127ZM136 240V239H135ZM147 240V239H146ZM152 240H154V239H152ZM7 242V246L8 247H6V244H5V246H4V243L2 244L1 242H0V246H2L3 245V247H1L2 249L4 248V249H6V248H8L9 249V246H10V249L8 250L9 251V254L11 255V256H13V251H12V253H11V251L10 250H15V249H12L11 248V245H13L12 244V241H10V242ZM30 241V240H29ZM38 241H40V240H38ZM49 241V240H48ZM55 241V240H54ZM53 241V242H54ZM66 241V240H65ZM105 241V240H104ZM170 241H171V238H170ZM32 242H34V241H32ZM31 242V243H32ZM36 242V241H35ZM44 242H45V240H44ZM99 242H103V241H99ZM106 242V241H105ZM131 242V241H130ZM133 242V241H132ZM148 242V241H147ZM233 242V241H232ZM22 244L24 243V241H22L21 242ZM38 243V242H37ZM43 243V242H42ZM61 243V242H60ZM65 243V242H64ZM63 243V244H64ZM125 243V242H124ZM154 243V242H153ZM158 243V242H157ZM231 243V242H230ZM11 244V245H10ZM21 244V245H22ZM51 244H52V242H51ZM51 244H49V245H51ZM54 244V243H53ZM89 244V243H88ZM100 244V243H99ZM134 244H136V243H134ZM149 243H147V245H148ZM14 245V246H15ZM24 245V244H23ZM57 245H59V244H57ZM66 245H67V243H66ZM84 245H86V244H84ZM90 245V244H89ZM96 245H98V241L96 242H94V245L92 244V246H96ZM105 245H107L108 246V244L106 243ZM104 245V246H105ZM114 244H112V246H113ZM140 245V244H139ZM142 245V244H141ZM174 245V244H173ZM173 245H171L172 247H173ZM203 245V244H202ZM201 245V246H202ZM227 245V244H226ZM19 246H20V244H19ZM18 246V247H19ZM26 246V245H25ZM24 246V247H25ZM28 247H32V245L30 246V245H27ZM55 246V245H54ZM91 246V247H92ZM109 246H111V243H110V245ZM108 246V247H109ZM116 246H118V245H116ZM115 245H114V248H117ZM131 246V245H130ZM150 246V245H149ZM168 246V245H167ZM205 246V245H204ZM203 246V247H204ZM228 246V245H227ZM17 247V246H16ZM90 247V248H91ZM101 247V246H100ZM99 247V248H100ZM103 247V246H102ZM101 247V248H102ZM127 247V246H126ZM129 247V246H128ZM133 247V246H132ZM148 247V246H147ZM152 247H153V245H152ZM171 247V248H172ZM216 247V246H215ZM222 247V246H221ZM233 247V246H232ZM0 248V249H1ZM20 248V247H19ZM50 248V247H49ZM62 248V247H61ZM100 248V249H101ZM112 248V247H111ZM113 248V249H114ZM138 248V247H137ZM141 248V247H140ZM162 248V247H161ZM163 248H164V246H163ZM166 248V247H165ZM174 248V247H173ZM173 248H172V250H173ZM177 248H179V247H177ZM217 248V247H216ZM230 248V247H229ZM27 249V248H26ZM38 249V248H37ZM126 249H130V248H125V250ZM144 249V248H143ZM148 249H149V247H148ZM160 249V248H159ZM202 249V248H201ZM225 249V248H224ZM227 249V248H226ZM244 249V248H243ZM20 250H21V248H20ZM33 250V249H32ZM34 250H35V248H34ZM47 250V249H46ZM64 250H65V248H64ZM115 250V249H114ZM122 250H123V248H122ZM125 250H124V252H125ZM137 250V249H136ZM156 250V249H155ZM174 250H175V248H174ZM178 250V249H177ZM235 250V249H234ZM242 250V249H241ZM2 251V252H1ZM0 252L3 254V255H5L4 257H8L7 255V250L5 251L4 250V252H6V254L3 252V250H1ZM121 251V250H120ZM131 251H132V249H131ZM134 251V250H133ZM133 251H132V253H133ZM142 251V250H141ZM158 251H160V250H158ZM166 251V250H165ZM205 251H206V249H205ZM210 251H212V249L210 250ZM223 251H225V250H223ZM227 251V250H226ZM239 251V250H238ZM243 251V250H242ZM20 252V251H19ZM18 252V253H19ZM30 252H31V250H30ZM157 252V251H156ZM173 252V251H172ZM174 252H176V251H174ZM174 252H173V254H174ZM236 252V251H235ZM0 253V254H1ZM15 254H16V257L18 258V254H17V252L15 251L14 252ZM75 253V252H74ZM88 253H89V251L88 252H86V254H85V252L83 253H81V255H82V257H80V258H82V259H88V260H93L94 262H95V264H107V262H105V261H103L101 258H97V256L95 257V255H97L98 254V256L100 255L98 252H97V254H95V252H91V253H94L93 255H90L91 253H89V255H88ZM120 253V252H119ZM125 253H127V252H125ZM124 253V254H125ZM135 253V252H134ZM140 253V252H139ZM179 253V252H178ZM177 252L175 253V255L177 254V256L179 257V254H178ZM244 252H242V254H243ZM23 254H25L24 252L22 253V255ZM85 254V255H84ZM102 254V253H101ZM110 254V253H109ZM109 254H106V253H104L103 255H104V257L106 256H108ZM128 254H129V252H128ZM128 254H125V255H127L128 256ZM141 254V253H140ZM153 254V253H152ZM151 253H150V255H152ZM162 254V253H161ZM200 254V253H199ZM226 254V253H225ZM239 254V253H238ZM2 255V256H3ZM20 256H21V254H19ZM28 255V254H27ZM26 254H25V257L27 258L28 256H27ZM72 255H74V254H72ZM77 255H79V254H77ZM80 255V256H81ZM103 255H101V257L103 256ZM110 255H114V254H110ZM117 255V254H116ZM115 255V256H116ZM130 255V254H129ZM172 255V254H171ZM204 255H205V253H204ZM211 255H213V254H211ZM229 255H230V253H229ZM136 256V255H135ZM173 256V255H172ZM193 256V255H192ZM208 256V255H207ZM215 256V255H214ZM1 257V256H0ZM3 257V258H4ZM10 257V256H9ZM15 257V256H14ZM15 257V259L17 260V258ZM23 257V256H22ZM25 257H23L22 259H18L19 261V263L21 264V262H22V260L24 259L25 260ZM111 257V256H110ZM130 257V256H129ZM139 257H140V255H139ZM147 257V256H146ZM166 257V256H165ZM171 257V256H170ZM176 257V256H175ZM175 257H173V258H175ZM196 257V256H195ZM21 258V257H20ZM109 258V257H108ZM127 258V257H126ZM136 258V257H135ZM169 258V257H168ZM180 258V257H179ZM193 258H194V256H193ZM199 258V257H198ZM202 258V257H201ZM214 258H216V256L214 257ZM223 258V257H222ZM226 258H227V256H226ZM234 258V257H233ZM6 258H4L3 260H5ZM14 259V261H16ZM128 259V258H127ZM146 259V258H145ZM188 259H190V258H188ZM204 259H206V257L204 258ZM220 259V258H219ZM224 260H225V258H223ZM223 259H221V260H223ZM239 259V258H238ZM241 259V258H240ZM11 260H13V259H11ZM28 260H29V258H28ZM32 260H34V259H32ZM69 260V259H68ZM81 260V259H80ZM124 260V259H123ZM133 260V259H132ZM136 260V259H135ZM142 260V259H141ZM163 260H165V259H163ZM177 260V261H176ZM175 260V262L174 263H176V262H179L178 261V258ZM180 260V259H179ZM194 260V259H193ZM198 260H200V259H198ZM197 260V261H198ZM218 259H216V261H217ZM223 260V261H224ZM2 261V260H1ZM14 261L12 262V263H14ZM74 261V260H73ZM122 261V260H121ZM157 260H155V262H156ZM168 261V260H167ZM170 261H172V260H170ZM184 261V260H183ZM186 262H187V260H185ZM184 261V262H185ZM192 260L190 259V261L189 262H191ZM233 261V260H232ZM253 261V260H252ZM4 262V261H3ZM7 262H8V260H7ZM17 261H16V264H19ZM25 262H26V260H25ZM34 262V261H33ZM65 262V261H64ZM112 262H113V264H115V260L113 261L112 260ZM119 262V261H118ZM125 262V261H124ZM144 262V261H143ZM153 262H154V260H153ZM161 262V261H160ZM159 262V263H160ZM188 262V263H189ZM193 262V261H192ZM201 262V261H200ZM199 262V263H200ZM206 263L205 261H203V259H202V263ZM212 262H213V260H212ZM225 262V261H224ZM231 262V261H230ZM23 263V262H22ZM27 263V262H26ZM25 263V264H26ZM35 263H36V261H35ZM63 263V262H62ZM74 263V262H73ZM126 263V262H125ZM172 263V262H171ZM182 263V262H181ZM217 263V262H216ZM215 263V264H216ZM221 263V262H220ZM239 263V262H238ZM249 263V262H248ZM260 263V262H259ZM11 264V263H10ZM15 264V263H14ZM65 264H70V263H65ZM153 264V263H152ZM156 264H158L157 262H156ZM167 264H168V262H167ZM177 264V263H176ZM194 264V263H193ZM197 264H198V262H197ZM207 264V263H206ZM237 264V263H236ZM257 264H258V262H257Z\"/></svg>", "mask_w": 264, "mask_h": 264}]
</instances>
